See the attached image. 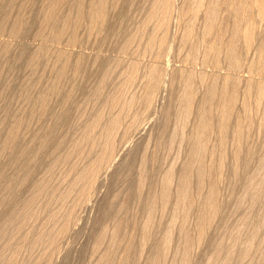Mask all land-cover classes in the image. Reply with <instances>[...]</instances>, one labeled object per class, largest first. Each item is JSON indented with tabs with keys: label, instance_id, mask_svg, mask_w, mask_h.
I'll return each instance as SVG.
<instances>
[{
	"label": "bare ground",
	"instance_id": "bare-ground-1",
	"mask_svg": "<svg viewBox=\"0 0 264 264\" xmlns=\"http://www.w3.org/2000/svg\"><path fill=\"white\" fill-rule=\"evenodd\" d=\"M1 2H2V9H4L3 7H5V10L3 11H1L2 13V15L0 16L1 18H0V35L1 34H6V36L8 35V36H10V38H12L11 40L13 41V40H15V41H17L16 39H19V38H21L24 34L26 35V31L29 29V31L31 30V28L32 27H30L29 26V20L27 19L29 16H30V13H31V8H32V6H33V2H34V0H26L24 3H22L21 1V3H20V5H18V9L16 10V8H17V4H19L18 3V1L19 0H3L4 1V3H3V1L2 0H0ZM37 1V3H38V0H36ZM35 1V2H36ZM136 1V0H135ZM143 0H141V2H142ZM149 0H147V2H148ZM177 1V0H176ZM34 2V3H35ZM43 2V8H42V10H41V12H40V14H41V16H40V18L38 19L37 17H35V16H37L38 14H39V12H38V14L37 15H35L34 16V14H36L37 12H32L33 13V16H34V18H37L38 19V21L40 20V22H38L37 21V19L35 20L36 21V23L38 22V23H40V24H37L38 26H39V29H37L38 28V26L36 27V25L35 24H33V23H35V21H34V19L32 18V24H33V26H35V27H33L35 30L37 29L38 30V33H37V37L35 36V38H38V37H41L45 42H43V43H45V44H47V43H51L53 46L54 45H58L57 47H61V46H59L60 44H62V41L65 39V38H67L68 39V41H66L67 42V44H69L70 46H72V48L70 49V47H68L67 45H65V46H67L69 49H66L65 51L64 50H61V48H60V50H59V48L55 51L54 50V48H53V50H54V52H53V50L51 51V52H53V53H51V55H50V47L52 48L53 46L50 44V47L47 49V47H38V48H35V50L36 49H39V50H37L36 52L35 51H29V52H34V54L32 53L31 54V57H30V55L28 56V51L26 52L27 53V55L25 56V57H30V60H29V58H22V59H24L25 60V62H26V60L28 59V61H27V63L25 64V65H27V70H28V73H30L31 71L30 70H32V67H34V68H36V70H38L37 68H38V66H36L38 63L37 62H39L38 61V59L40 60V65L41 66H39V68L40 67H44V71L45 72H43V70L41 71V73L43 74V76L45 77H42V76H40L41 78V80L42 81H45L43 84H41L40 82H42L39 78H38V80H37V76L39 77V75H41V73L39 72V75H37V73H38V71H40V70H38V71H36V72H34L35 71V69H33L32 70V72L31 73H36V77L34 76V74H29V75H27L28 77H26V75L24 76L27 80H26V82L28 83H23L22 85L24 86L25 84H27V85H25L24 87H23V91L26 89V91H24V93L25 92H27V91H29L30 92V90H28V88H26V87H28V86H30L29 84H31L32 86L33 85H36V87L37 86H41L42 87V85H43V87L45 86V87H47L48 88V86H46V84L48 83V82H50L51 83V81H49L48 80V78L50 79V78H55L52 82H54V83H51L50 84V88H45L44 90H46L48 93L46 94V91H45V94H43L44 93V91H40V88L39 87H37V88H39V90L36 88L35 89V91L34 92H36L37 90V94H36V96L35 97H33L32 96V98H36V97H39L38 96V94L40 93V97H39V100H38V98H36L38 101H36V99H34V100H32V98L30 97V93H28L29 94V96H28V94L27 93H25L27 96L26 97H28V99L30 100H28L29 102H30V104L34 107V105H35V103L37 104L38 103V105H37V110L35 109L36 108V106H35V108L33 109V110H29L30 112H28V111H25V112H27V113H29L30 114V117L31 116H33V117H36V119H37V122H39L40 124V128L38 127V128H36L38 131H36V132H34L35 130H32L33 131V133H32V131L29 129V127H23L24 125L25 126H30L31 127V129L36 125L35 123V125H26V123L28 122V121H26L25 120V117H26V115H25V117L23 116L25 113H24V111L22 112V113H24L23 115H22V117L24 118L23 120L24 121H26V123L22 120V117H14L13 118V121L14 120H16L15 122H12V119H11V125L9 124L7 127L6 126H3L5 129L7 128V130H5V135H1V139H0V237H3V236H5V235H7L6 234V229L7 228H9L8 226H9V224H11L12 222H14L15 223V221H17V220H19V222H21V224L22 225H24L23 223L25 222H27L28 223V221L30 220V222H35L38 218H36V217H38L37 215H36V212H38L39 213V211H37V208H35L34 209V207H37V205L39 204V203H41V198H42V196H46L48 193L49 194H51V197H53V196H55V198L53 197V200H55V205L57 204L56 202H58L57 200L59 199V197H60V199H62V200H66L67 199V197L71 194V192H73L74 193V191L75 190H78L79 191V193H80V195H81V198L82 199H84V200H88V198H90V194H94V185H95V183H97L96 181H97V179L98 180H100V178H101V176H103L104 174L103 173H105V172H103L105 169H107L109 166H111L112 164H113V162H114V160H115V156L116 155H118L117 153H118V151H117V153H116V149H118V148H116V142H118L117 141V138H118V133H119V135H120V132L122 131H120V129H122L121 127H123V125H122V123H125L126 121H124V122H122V120H124V118H122V116H123V114L124 115H126L128 112H130V110H134V108H132L135 104H138V103H136L137 101H139V102H141L140 104L141 105H144V106H140V107H145V108H143V110L144 109H147V110H149L150 109V111L152 112V108L151 107H154L153 105H154V103H153V101H154V99H157V97H158V95L156 96V94L159 92V90H161V88H160V86H162V82L163 81H165V78L167 77L166 76V74H165V77H164V71L167 69H165V70H162V68H159L158 66H154L153 64L152 65H150V67H148V66H146L147 68H148V70L146 69V71H147V75H146V77H145V75L144 74H141V75H144V76H141L140 75V77L141 78H143V80H146L147 82H146V86H145V90H144V93L142 94V96H137V97H135V95H132V96H134L135 98H131V100H130V97H126V98H123V97H125L124 95H125V93H126V91L129 93V91H128V89L130 90V88H131V90H132V88H133V86H136V83H138V82H136L137 81V79L139 80V74L140 73H143L145 70H144V68H146V67H143L141 64H139V61H137L136 63H134V62H129L130 63V66H129V71H127L128 73L125 75V77H124V75H123V78L122 79H124L123 80V82H121L120 81V79L118 80V78H117V80L118 81H120L121 83L119 84V82L117 83L116 81V83H115V85H118L119 84V88H117V87H114V86H112V84L114 83V82H112V83H109L110 81H108V79L111 77V74L113 75V77H115V76H117L118 75V73L116 72V74L114 75V71H115V69H116V67H120L121 65H120V62H118V60L120 61V59H118V60H116L115 61V65H113L112 64V66L110 67V65H109V63L110 62H107V61H105V59H107L108 60V58L107 57H105V59L103 60L102 59V57L100 58V53H102V52H100L101 51V49L103 48H98V47H100V44L97 46L96 45V47H97V49H99L100 51H99V56L98 57H95L94 58V63L92 62V57H87L89 60H87V58L84 56V54H86V53H84L83 52V54L82 55H80V53H78V51H77V53L78 54H75V55H78V56H74V49H76L79 45H81L82 47H83V44H84V46H85V44H88V42L86 43V42H84L83 41V39H80V37L81 38H83V36L82 35H85V34H83V33H85L86 32V30H84L83 32H82V35L81 36H79V34H81L80 33V30H82V29H84L85 28V26H86V29H87V34L89 35H87L86 34V36L85 37H87L88 36V38L89 39H91L90 37H92V35L94 34L95 36V42H94V44L98 41V36L100 37V39H99V41L97 42V44L98 43H100V41H102L103 39L104 40H107V38H108V36L109 35H114L115 37H116V35H118L120 32H118L119 30L120 31H122L121 29L125 26V31L124 32H126L127 30L126 29H128V28H126V24H125V22H126V19L124 18H122V17H125V16H122V17H120V18H122V20H123V22H124V25H123V22H122V20L119 18V16L120 15H124V10L123 9H125V8H128L129 6H131L130 4H133V2H134V0H43L42 1ZM137 2V1H136ZM136 2H134V3H136ZM138 2H140V0L138 1ZM145 2H146V0H145ZM180 2V1H179ZM178 3V2H177ZM176 3V4H177ZM144 4V3H143ZM184 4V3H183ZM186 4V6H184ZM185 4L183 5V7L182 6H180L179 7V9L182 7V9H181V11H180V13H179V17H181L182 19L181 20H184L185 22H187L186 20L188 19L189 20V23L190 24H188V22H187V27L186 28H184V30H185V35H183L182 37H183V39H182V41H181V43L183 42V45L184 46H186L187 47V52L188 51H190V53H189V55L187 54L184 58L185 59H187L186 61L188 62H191V63H195V61L197 60L196 58H197V55H199L200 56V54L197 52L198 51V45H200V44H202L203 45V47L204 48H202V46L199 48V49H204V56H205V58H206V61L205 62H209V63H212L214 66L213 67H217V65H218V62L220 63V60H221V56L222 55H224L225 56V58H226V61L228 60V64H229V66H228V68H229V70L231 71H233V70H235V72L237 71V70H239V72H241V71H243V69L245 70V68H242V66L243 67H245L244 65H246V63L245 64H243L244 62H245V60L243 59V54H244V52H243V54H241V49H240V42H241V44H243V48L242 49H244V48H246L248 51H250L249 49L250 48H252V49H256L255 51H257V53L255 52V54H254V60L252 59L249 63H250V65L248 66V65H246L247 67L246 68H248V69H246L247 71L248 70H250V74H252L251 76H250V78H247V80H246V82H245V80H241V78H239V77H236V78H234V77H232L231 75H226L225 77H223L222 79H221V75L219 74V78H218V75L216 76V74L215 75H213L212 76V74L210 75V76H212V81L210 80V81H208V82H210V84H208V88H206V94H205V92H204V94H205V96H203L202 97V100H201V104L200 105H198L199 107H198V109H197V114H198V117H196V115H195V117L196 118H198L196 121V125L193 127V129H191V127H190V131L192 132L191 134H192V136H191V134H190V136H191V139H190V137H189V141L191 142H189L190 143V147H191V149H189L190 151V153L188 154V159L185 161V164L183 165V167H182V169H181V171H177L178 173H180L181 172V174L180 175H178L179 176V179H180V181L178 180V182H179V184L178 183H176V184H178V187H175L176 189H178L177 191L178 192H176V194H175V192L172 190V183L174 182L173 181V179L175 178V177H173V175H175V174H173L174 173V170H175V168H174V170L172 169V168H169L168 170H166L164 173H163V180H162V183H161V189L159 188L158 189V184H157V182H156V184H157V188H155L154 190H152L153 188L151 187V191H150V193H149V197H148V203H147V206H146V209H144V210H147L146 211V214H147V217H146V222H144V225H143V229H142V237H141V241H140V245H141V247H142V250H143V248H145V247H147L148 245L147 244H149L151 241H152V239L151 238H153L154 239V237H152V233H153V230H154V224H155V221L157 220L158 222L160 221V219L158 220V219H155V221H154V218H155V214L157 215V213H158V211L161 209V210H163L161 213H163L165 210H167V208L170 206V204L172 205V202H173V205H174V211L171 209V212L173 211L174 212V214H173V218H171L172 219V221H171V225H170V227H168L169 229H167L168 231H166L165 229V231H166V233L167 234H165V237H163V236H161V235H159V234H161V232H162V230L160 229V228H162L161 226H158L159 227V229L161 230V232L159 233V234H157V235H159L160 237H163L165 240L163 241V243H161V244H163V246H161L160 245V247H158V251L156 252V254H155V256H154V258H153V260L151 261V263L150 264H163V262H164V260H165V258H166V255L168 254L167 252H168V248L170 247V244H171V239H172V237H171V235H173V234H170V233H172L171 232V230H172V228L174 227V226H176V225H178L177 223L178 222H180V227H181V230H182V232H180V233H182V236L180 237V238H182V246L180 247V249L178 250V254L177 253H175L176 255H178V260H177V262L176 263H174V264H192V259L193 258H191L192 256L191 255H193L192 254V252H193V249L194 248H196V247H198L199 246V248H200V246H202V244L204 243V241H207V240H205V239H207L206 237L208 236L207 235V233H210L209 232V230H210V228H211V226H213L214 224H215V220L217 219V217L219 216H221V214L225 211V210H223V208L224 207H222L223 205H222V203H220V201L221 202H223L224 203V201L223 200H219V197H220V193L219 192H221L222 193V191H220V180L224 177L222 174H223V171H225L226 169H224L225 167H224V165H225V160H226V158L225 157H227L226 155H228L227 154V152L225 151L226 149H227V142H228V136H229V134L232 132L234 135H232V136H234V137H232V139H234V141H235V150H233V151H235V152H233V155H234V157L235 158H233L234 160H232V161H234V162H232V164H233V166H234V164L235 165H237L235 168L234 167H232V168H234V170L231 168V166L229 167V169H232L231 171H233L232 173L234 174V178H237V173H238V169L241 167V166H243L242 168L244 169H246V171L248 170V169H250V166H249V168L247 167V161H252V160H248V159H250L252 156H253V154H255L256 152H254L253 153V150L254 151H256V148L255 147H253L252 145H251V148H249V146H248V148H247V151L248 152H246L245 151V153L246 154H248L246 157H245V155L246 154H243L244 153V148L246 149V147L247 146H245L244 147V141L245 140H248V139H245V136H249L248 134H250V132H248V130L250 129V128H252V126H254V123H253V121H252V110L250 109V107H249V104L251 103L250 101V97H252L253 95H254V98H255V96H256V98H255V101H256V106H257V108L258 107H260V106H262L261 104H263V108H262V111H258V109H257V111H256V113H258L259 115H260V113L259 112H261L262 113V120L261 119H259V120H261L260 121V123H258V124H260V127H258V129H260V131H264V38H263V36H264V34L263 33H261V34H263V35H261V38H259V41L257 40L258 39V36H259V34H260V31H261V29H258L257 27H256V23H259L262 19H263V17H264V0H186V2H185ZM1 5V4H0ZM42 5V4H41ZM126 5H129V6H126ZM138 4L136 3L135 4V6L133 7L134 9H135V7H141L140 9L138 8V9H136V10H141V9H143L142 7L144 6V5H142V4H140V6H137ZM148 5V7L145 5L144 6V9L143 10H146L145 8H147L148 10H147V12H146V14H147V17H146V20H144L145 22H144V24L143 23H141V27H142V29H144L145 27H147L149 24L150 25H152L151 23H153L154 24V31L155 32H153V34H152V36H150L149 37V39H148V37L146 38V37H144L145 39H147V47H145L146 49H144V48H141V49H144V53H145V50H147V52L150 50V51H152L151 49H154L155 51H154V53L155 52H163V51H165V50H167L166 48H168L167 46V41H168V37H171V36H168V34L170 35V32L168 33V30H170L169 29V24H170V21H172L173 19V17L171 18V16H172V14H173V12L175 13V10L176 9H174L175 8V0H150V2L147 4ZM182 5V4H181ZM126 6V7H125ZM179 6V5H178ZM29 7H31V8H29ZM34 7V6H33ZM72 7V8H71ZM131 7V8H132ZM27 8H29V9H31V10H28L29 11V15L27 16L26 15V13L28 14V12L26 11V13H25V10L27 9ZM67 8V9H66ZM130 7H129V9H131ZM222 9H225L226 11H227V14H229V16H230V18L232 19V31H230L231 32V36H230V38H228V39H226L225 38V36H224V34H225V31L227 30H225V27L226 26H224V24L225 23H220V21L218 22V19L220 18V11H222ZM34 10H36V9H34ZM135 10V11H136ZM142 10V11H143ZM178 10V9H177ZM176 10V11H177ZM17 12V14H15L16 16L14 17V14H13V12ZM132 11V10H131ZM130 11V12H131ZM4 12V13H3ZM113 12H114V14H118V16L117 15H113ZM134 12V11H133ZM178 12V11H177ZM176 12V13H177ZM31 13V14H32ZM112 13V14H111ZM141 13H145V11L144 12H141ZM13 14V15H12ZM111 14V15H110ZM127 14H128V12H127ZM132 14V13H131ZM130 14V15H131ZM137 14H138V12H137ZM136 14V15H137ZM140 14V13H139ZM146 14H144L145 16H146ZM125 15H126V13H125ZM129 15V14H128ZM129 15V16H130ZM135 15V16H136ZM144 15H142V16H144ZM200 15H204V17H205V24H204V29H203V37H201V39L202 40H200L201 42H198V44L196 43L197 42V38L194 40V33H195V29H194V25H196L195 23H196V21L195 20H197V18L200 16ZM27 16V17H26ZM32 16V15H31ZM38 16V17H39ZM110 16H117L116 18H117V20H115V19H113V18H115V17H113L112 19V21H118V22H120L121 24H118V22H112L111 21V17ZM129 16H128V18H129ZM137 16H139V15H137ZM119 18V19H118ZM127 18V19H128ZM132 18H133V16H132ZM143 18V17H142ZM141 18V19H142ZM262 18V19H261ZM130 19V18H129ZM128 19V20H129ZM136 19V18H135ZM171 19V20H170ZM204 19V18H203ZM258 19H261L260 21H258ZM121 20V21H120ZM127 20V27L128 26H130L131 24H129L128 22H130V21H128ZM131 20V19H130ZM31 21V20H30ZM136 21V20H135ZM138 21V20H137ZM136 21V22H137ZM140 21V20H139ZM191 21V22H190ZM198 22V21H197ZM202 22H203V20H202ZM131 23V22H130ZM135 23V22H134ZM117 24V25H116ZM133 24V23H132ZM138 24H139V22H138ZM137 24V25H138ZM181 24V23H180ZM184 24V23H183ZM199 24H201V23H199ZM260 24V23H259ZM118 25H122L118 30H117V28L119 27ZM134 25V24H133ZM263 25V24H262ZM118 26V27H117ZM171 26H172V24H171ZM182 26V25H181ZM183 26H186V25H183ZM198 26V25H197ZM264 26V25H263ZM141 27H139V28H141ZM150 27V26H149ZM202 27V26H201ZM138 27H137V30H141V29H139ZM260 28V27H259ZM262 28V27H261ZM130 29V28H129ZM132 29V28H131ZM136 29V28H135ZM147 29H148V27H147ZM202 29V28H201ZM230 29V28H229ZM257 29H258V31H257ZM264 29V28H263ZM33 30V29H32ZM31 30V31H32ZM34 30V31H35ZM36 30V31H37ZM133 30V29H132ZM137 30H136V32H137ZM152 30V31H153ZM135 31V30H134ZM139 31L137 32V34L139 33ZM148 31V30H147ZM147 31H144V33L145 32H147ZM181 31V30H180ZM149 32V31H148ZM229 32V33H230ZM262 32V31H261ZM122 33V32H121ZM127 33H129V30H128V32H126V34H125V36L126 35H128ZM132 34L131 35H128V36H126V39L124 40V41H121L122 43H124L125 41V44H124V46L122 45L121 47H123V49L122 50H124V51H122L121 50V48H120V52H124V53H126V50H128L127 52L129 53V47H131L132 45V43L137 39V34L135 35V33H133V32H131ZM140 33H142V31H140ZM139 33V34H140ZM159 33V34H158ZM196 33H197V31H196ZM130 34V33H129ZM184 34V33H183ZM200 34V33H199ZM198 34V35H199ZM2 35V36H3ZM98 35V36H97ZM141 35H143V34H140V35H138V40H139V38L141 37L142 38V36ZM146 35H148L147 33H146ZM182 35V34H181ZM197 35V34H196ZM5 36V37H6ZM114 36H110V38H112V37H114ZM124 36V37H125ZM140 36V37H139ZM202 36V35H201ZM93 37V38H94ZM180 37V36H179ZM7 38H9V37H7ZM87 38V39H88ZM110 38H109V40H110ZM141 38H140V42H141ZM143 38V39H144ZM198 38H199V36H198ZM22 39V38H21ZM66 39V40H67ZM85 39V38H84ZM118 39V40H117ZM121 38H119V36H118V38H116L115 40L116 41H119ZM178 39V38H177ZM180 39V40H181ZM261 39V40H260ZM10 40V39H9ZM10 40V41H11ZM24 39H22V41H23ZM92 40V39H91ZM108 40V41H109ZM0 41H2L1 39H0ZM11 41V42H12ZM21 41V40H20ZM42 41V40H41ZM146 41V40H145ZM173 41V40H172ZM196 41V42H195ZM255 41L257 42L258 41V45H257V43H255ZM9 42V41H8ZM7 41H5V43H4V41H2V45L0 44V59H2L3 57H4V59H3V64H4V62H6V63H8V61L13 57L12 55L13 54H15V52H16V50H15V52H13L14 51V49L15 48H17V47H13V44L12 45H10V43H8ZM40 42V41H39ZM64 42V41H63ZM66 42H64V43H66ZM69 42V43H68ZM103 42V41H102ZM105 43H106V41H104ZM103 42V43H104ZM116 43L115 41H114V38H113V40H110V43L111 44H109V42H107L106 44L107 45H110V46H108V47H110V48H103L102 49V51H105L104 49H111V47L114 45V43ZM169 42V41H168ZM42 45H43V43L42 42H40ZM82 43V44H81ZM102 43V45H106L105 43L103 44ZM142 43V42H141ZM179 43H180V41H179ZM179 43H177V44H179ZM254 43L256 44L255 46H257L258 48H255V46H253L254 45ZM21 43H19V45H20ZM44 44V45H45ZM113 44V45H112ZM138 44H139V42H138ZM146 44V43H145ZM77 45V47L76 48H74L73 49V47H75ZM88 45H90V44H88ZM101 45V46H102ZM112 45V46H111ZM119 45V44H118ZM143 46H144V44H142ZM141 45V47H143ZM173 44H171V46H172ZM45 46H47V45H45ZM117 46V43L113 46V48H112V50L113 49H115V48H117L116 47ZM181 47H182V45H180ZM254 48H253V47ZM12 47V48H11ZM21 47H23V46H21ZM20 47V48H21ZM29 47V46H28ZM54 47H56V46H54ZM86 47V46H85ZM89 47V46H88ZM115 47V48H114ZM120 47V46H119ZM133 47H135V43L133 44ZM138 47V46H137ZM136 47V48H137ZM170 47V46H169ZM189 47H190V50H189ZM19 48V47H18ZM27 48V47H26ZM26 48H24L23 49V51L26 49ZM87 48V47H86ZM132 48V47H131ZM130 48V49H131ZM135 48V49H136ZM65 49V48H64ZM72 49H73V51L74 52H72ZM79 49H80V47H79ZM93 49V48H92ZM135 49H133V50H135ZM138 49V48H137ZM149 49V50H148ZM156 49H158V51H156ZM183 49V48H182ZM182 49H179L180 51L182 50ZM245 49V50H246ZM13 50V51H12ZM67 50H71V52L70 51H67ZM84 50V49H83ZM86 50V49H85ZM89 50H91V49H89ZM139 50V49H138ZM170 50V49H169ZM184 50H185V48H184ZM246 50V51H247ZM11 51L13 52V54L11 55L10 53H11ZM18 51H21L20 49L18 50ZM22 51V52H23ZM95 51V50H94ZM179 51V52H180ZM105 52H107V51H105ZM112 52V51H111ZM118 52V51H117ZM171 52V51H170ZM178 52V53H179ZM185 52V51H184ZM187 52H185V53H187ZM18 53V52H17ZM25 53V54H26ZM76 53V52H75ZM110 53V52H109ZM113 53V52H112ZM116 53V52H115ZM135 53V52H134ZM141 53V52H140ZM143 53V54H144ZM151 54L153 53V51L152 52H150ZM150 53H147L146 55H148V54H150ZM198 53V54H197ZM248 53H250V52H248ZM10 54V55H9ZM21 53H19L18 55H19V57L21 56L20 55ZM22 54H24V53H22ZM95 54V53H94ZM102 54H104V53H102ZM127 54V53H126ZM139 54V53H138ZM160 54V53H159ZM162 54H164V53H162ZM202 54V53H201ZM10 57H9V56ZM17 55V54H16ZM33 55V56H32ZM46 55H49L50 57L51 56H53L52 58L53 59H55L54 60V62H53V60H52V68H51V71H50V67L48 66V65H51V63H49L48 61H50L51 60V58L50 57H48V56H46ZM87 55H89V54H87ZM93 55V54H92ZM96 55H97V52H96ZM95 55V56H96ZM129 55V54H128ZM135 55V54H134ZM145 55V54H144ZM153 56H154V54H152ZM165 55V54H164ZM242 55V56H241ZM256 55V56H255ZM9 58H8V57ZM12 56V57H11ZM15 56V55H14ZM46 58H49V60L48 59H46ZM90 56V55H89ZM103 56H105V55H103ZM117 56H118V54H117ZM117 56H116V58H117ZM131 56H133V55H131ZM136 56H137V54H136ZM140 56V55H139ZM156 56V55H155ZM160 56V55H159ZM249 56V55H248ZM8 58V61H7V58ZM18 57V58H19ZM23 57H24V55H23ZM42 57H43V59H42ZM123 57V56H122ZM129 56H127V60L129 59L128 58ZM134 57V56H133ZM144 57V56H143ZM146 57V56H145ZM156 57H158V55L156 56ZM156 57H154V58H156ZM161 57H162V55L160 56V57H158V58H160L161 59ZM203 57V56H202ZM221 57V58H220ZM16 58H17V56H16ZM16 58H14L13 57V59H16ZM104 58V57H103ZM140 58V57H139ZM21 59V60H22ZM166 58H164L163 60H165ZM168 59V58H167ZM175 59V58H174ZM244 60V62H242L243 60ZM4 60H6V61H4ZM20 60V59H19ZM23 60V61H24ZM42 60H43V62H42ZM46 60H48V61H46ZM122 60V59H121ZM162 60V59H161ZM162 60V61H163ZM169 60V59H168ZM181 60V59H180ZM183 60V59H182ZM200 60V59H199ZM198 60V61H199ZM2 60H0V62H1ZM12 61V60H11ZM23 61L21 62V65L23 64ZM89 61H91V63H89L90 65L93 63V65H94V67H95V65L97 64L98 66H108V68H109V70L110 69H112L113 68V66H114V68H113V70L114 71H108V68H107V71H108V73H107V71H103L102 69H100L101 71V73L98 71V69H97V67H96V69H97V71L96 72H99V73H97V74H99V75H95L96 73H95V71L94 70H96L95 68L93 69V67L92 68H90L91 66L89 65V67H88V65L86 66V63L87 62H89ZM109 61V60H108ZM133 61V60H132ZM154 61V60H153ZM203 61H204V59H203ZM13 62V61H12ZM11 62V63H12ZM15 62V61H14ZM24 62V63H25ZM42 62V63H41ZM48 62V63H47ZM51 62V61H50ZM108 64H106V63ZM128 62H126L127 63V66H128ZM152 62V61H151ZM159 62V61H158ZM158 62H157V64L156 65H158ZM161 62V61H160ZM159 62V63H160ZM181 62H183V61H181ZM185 62V61H184ZM204 62V63H205ZM248 62V61H247ZM16 64L18 63L17 61L15 62ZM37 63V64H36ZM47 63V64H46ZM112 63H113V61H112ZM133 63V64H132ZM154 63H156V62H154ZM165 63H167V62H165ZM193 63V64H194ZM10 64V63H9ZM29 64V65H28ZM43 64L45 65L46 64V66H43ZM123 64V63H122ZM132 64V65H131ZM144 64V63H143ZM148 64V63H147ZM150 64V63H149ZM163 64H164V62H163ZM183 64V63H182ZM186 64H189V63H186ZM192 64V65H193ZM226 64V63H225ZM18 65V64H17ZM24 65V64H23ZM126 65V64H125ZM124 64H123V66H125ZM141 65V66H140ZM146 65V64H145ZM206 65V64H205ZM0 66H2V64H0ZM16 66V65H15ZM15 66H13V68L12 69H14L15 68ZM19 66V65H18ZM49 67V70H48V68L46 69L45 67ZM123 66H121V67H123ZM219 66V65H218ZM221 66V65H220ZM5 67V66H4ZM4 67H1V69L3 68L4 70L6 69V68H4ZM23 67V66H22ZM26 67V66H25ZM31 67V69H29V68ZM87 67H88V69L89 70H87ZM120 67V68H121ZM143 67V70H141V68ZM161 67H162V65H161ZM166 67V66H165ZM184 67V66H183ZM187 67V66H186ZM7 68H8V66H7ZM16 68H18V67H16ZM120 68L118 69V70H120ZM240 68L242 69V70H240ZM0 69V70H1ZM71 69V70H70ZM85 69L88 71V74H89V71H90V69H92L91 71H93V73H95V74H89V75H91L92 77H93V75H95L96 77L97 76H100L101 77V75L102 74H104V73H102V71L103 72H106L101 78H100V80H99V82L97 83L96 81H98V79L97 80H95L94 81V84H97V85H95L96 86V88L93 90V95L91 96V94L90 93H88V94H90L89 96H91L90 98H92V103H93V105H91L90 103H86V106H87V110L86 111H84V109H86V107L84 106L85 104V102H87V101H89V98H88V100H84L83 102V105H80V107L81 106H84V107H79L78 105L79 104H81V103H79L77 106L81 109H78V110H76V111H79L80 110V112L81 111H84L83 113L81 112V114H79V115H77L78 117V119H77V121H75L74 123H73V120L70 122V119L72 118V115H73V117L74 116H76V115H74V113H76V111L74 112V111H71L70 109L72 108V106H73V108H74V110L76 109V102L77 101H79V100H77V98H78V96H81L82 94H84V93H82V94H80V95H78V96H76V102H73V99H74V97H75V95L76 94H79V93H76L75 94V92L77 91V89H79L78 87H79V85H80V82H82V80L84 79V78H86L87 77V71H85ZM106 69V68H105ZM128 70V67L127 68H125V70ZM164 69V68H163ZM183 69V68H182ZM216 69V68H215ZM6 70H8L9 71V73L11 72V68H10V70L9 69H6ZM5 70V71H6ZM20 70V69H19ZM18 70V71H19ZM25 70V69H24ZM48 70V71H47ZM69 70H70V72H69ZM117 70V69H116ZM124 69H123V72L125 71ZM140 70V71H139ZM175 70V69H174ZM2 71V70H1ZM1 71H0V73H1ZM5 71H2V73H4ZM49 71L51 72V74L53 75V76H51L50 77V75H47L48 76V78L44 75V73H46V72H48L49 73ZM54 73H53V72ZM72 71H73V74L71 75L70 73H72ZM122 71V70H121ZM143 71V72H142ZM173 71V70H172ZM177 71V70H176ZM194 70H189V72H188V70H185L184 71V69L183 70H180V71H177V72H175L174 71V76H171V81H172V84L170 85V87L171 86H173L174 87V85L175 86H177L178 87V85H176L175 84V82H177V80L179 79V81H180V79H182V82H184L183 83V89H181L182 91V93L181 94H179V98L177 97L176 99H178V101L180 102V109L179 110H177V112L176 113H178L177 115H178V120H176V121H178V123H177V127H176V130H175V133L172 135L173 137H172V141L171 142H176V140L178 139L179 140V138H180V140H179V142H185L184 140L185 139H183V138H185L184 136H185V134H183V132H184V128H185V126H188L187 125V122H189L191 119L189 118V117H192L191 115H193L192 114V111H194L193 110V107H195L197 104H195V99L196 98H198V97H196V95L198 94V92H197V94H196V91L195 90H197V84H203V83H205V80H206V77L207 76H205V74H207V73H205V71H204V75L201 73V75L199 76V74L197 75L195 72H193ZM17 72V71H16ZM21 72H22V69H21ZM69 73V77H67L68 75V73ZM110 72H111V74H110ZM123 72H122V74H123ZM167 71H165V73H166ZM24 73V72H23ZM27 72L25 71V74H26ZM47 73V74H48ZM90 73H92V72H90ZM145 73V72H144ZM169 73V72H168ZM172 73V72H171ZM233 73V72H232ZM87 74V75H86ZM101 74V75H100ZM109 74H110V77H108L109 76ZM146 74V73H145ZM170 74V73H169ZM169 74H167V75H169ZM173 74V73H172ZM243 74H245V72L243 73ZM3 74H1V76H2ZM6 77L8 76V75H6V72H5V74H4ZM3 75V76H4ZM12 75V74H11ZM14 75V74H13ZM23 75V74H22ZM33 75V76H32ZM89 75H88V77H89ZM233 75V74H232ZM255 75H257L259 78H256V76ZM90 76V77H91ZM119 76H120V74H119ZM118 76V77H119ZM122 76V75H121ZM214 76H216V77H214ZM13 77V76H12ZM15 77V76H14ZM13 77V78H14ZM29 77H31V82H32V77H33V79H35V81H39L38 82V85H37V82L35 83V81H34V84H32V83H29L28 81L30 80V78ZM66 77H67V79L69 78V79H71V78H73V79H71L70 80V82L72 81V85L70 86L71 88H67L68 86H63L62 84V81L65 79V80H67L66 79ZM71 77V78H70ZM95 77V78H96ZM144 77L145 78H147V79H144ZM246 77H248V75L246 76ZM2 77H0V79H1ZM24 78V79H25ZM29 78V79H28ZM47 79V80H44V79ZM140 78V79H141ZM163 78H164V80H163ZM240 80H239V79ZM5 79V78H4ZM11 79V78H10ZM15 79V78H14ZM89 79V80H88ZM88 79H85V80H88L89 82V84L91 83L90 82V78H88ZM207 79H210V77L208 76V78ZM1 80H3V79H1ZM9 80V79H8ZM51 80V79H50ZM81 80V81H80ZM142 79H141V83H143L144 81H143ZM169 80V79H168ZM184 80V81H183ZM5 81V80H4ZM15 81V80H14ZM24 81V80H23ZM47 81V82H46ZM80 81V82H79ZM92 81V80H91ZM112 81H113V79H112ZM143 81V82H142ZM245 82L246 84V86L244 87V88H242L243 90H241V88L239 87L241 84V82ZM8 82V81H7ZM11 82V81H10ZM10 82H8V85H10ZM18 82V81H17ZM20 82V81H19ZM68 82H69V80H68ZM77 82H79V84L77 83ZM169 82V81H168ZM181 82V81H180ZM201 82H203V83H201ZM46 83V84H45ZM60 83H62V84H60ZM83 83V86L86 88V87H88L89 86V88H91L93 85H86V84H88L86 81H85V83H84V81L82 82ZM111 84V87L112 88H116L115 90H117V91H115L116 93H114V95L112 94V96H110L111 95V93H107L108 94V96H106L107 98H104L105 97V95L103 96V94H104V92H109L108 90H106L105 91V89L107 88V89H111L110 87H108V85L109 84ZM145 83V82H144ZM164 83V82H163ZM167 83V82H166ZM179 83V82H178ZM14 85V83H11V85ZM41 84V85H40ZM45 84V85H44ZM85 84V85H84ZM108 84V85H107ZM135 84V85H134ZM182 84V83H181ZM180 84V85H181ZM205 84H207V83H205ZM1 85H3L2 87H5L4 85L5 84H1L0 83V87H1ZM7 85V84H6ZM7 85V87H9V88H7V87H5V88H7V93H8V90L11 88V85L10 86H8ZM21 85V84H20ZM22 85H21V87H22ZM48 85H49V83H48ZM63 86V88L65 87V89L68 91L66 94L65 93H62V95H64V96H62V97H60L61 95V89L64 91V89L63 88H61L62 86ZM64 85H69V84H67L66 82H64ZM106 85H107V87H106ZM133 85V86H132ZM164 85V84H163ZM51 86H52V88H51ZM82 86V85H81ZM80 86V88H81V90H84V87H81ZM91 86V87H90ZM137 86H139V85H137ZM166 86V85H165ZM169 86V85H168ZM199 86V85H198ZM15 87H17V85H15ZM42 87V88H43ZM139 87H142V85L140 84V86ZM5 88H1L0 90H1V93H5V91H6V89ZM12 88H13V86H12ZM11 88V89H12ZM18 88V87H17ZM30 89H34V86H33V88H31V87H29ZM41 88V89H42ZM61 88V89H60ZM83 88V89H82ZM89 88L88 89H86V91L84 90V92H91L92 90H90L89 91ZM136 88H138V87H136ZM143 88H144V86H143ZM160 88V89H159ZM199 88V87H198ZM239 88H240V90L242 91H239ZM2 89H4V90H2ZM20 90V96L22 95L23 96V98H24V95L23 94H21V92H22V89L21 88H19ZM93 89V88H92ZM168 89V88H167ZM170 89V88H169ZM171 89H173V88H171ZM180 89V88H179ZM50 92H49V91ZM88 90V91H87ZM137 90V89H136ZM142 90V91H143ZM3 91V92H2ZM11 92L12 91H14V90H10ZM19 91H17V92H19ZM62 91V92H63ZM142 91H141V93H142ZM175 92L177 91V90H174ZM17 92H16V94H17ZM112 92H113V90H112ZM133 91H131V93H132ZM138 92V91H137ZM173 92V91H172ZM240 92H241V94L243 95V97H244V99H243V107H242V109H243V111H242V117L240 116H238L237 117V119L235 120L236 122H234L235 124V126H232V127H234V130H230L231 128H230V122H231V118L233 117V112L235 113V109H236V107H237V105L236 104H238V101H239V99H240ZM135 93V92H134ZM140 93V94H141ZM160 93H162V92H160ZM171 93V92H170ZM177 93H178V91H177ZM42 94V95H41ZM106 94V95H107ZM176 94V93H175ZM240 94V95H239ZM253 94V95H252ZM4 95V94H3ZM3 95H1L2 97H0V98H3ZM6 95V97H8L7 96V94H5ZM35 95V94H34ZM50 95H52V96H54V97H52L53 99H51L49 96ZM60 95V96H59ZM85 95V94H84ZM174 95V94H173ZM199 95V94H198ZM55 96L56 97H58V98H61L60 100H59V102H60V107H59V105H57L56 104V106H58V109L57 110H59V108H60V110L59 111H57L56 112V110L54 111V110H52L51 111V109L53 108V107H50V101L51 102H57L58 100H54L55 99ZM88 96V95H87ZM127 96V95H126ZM156 96V97H155ZM171 96V95H170ZM175 96H177V94L175 95ZM25 97V98H26ZM140 97V98H139ZM239 97V98H238ZM242 97V96H241ZM10 98V97H9ZM21 98V97H20ZM19 98V99H20ZM106 100H104V99ZM110 98V99H109ZM127 98L129 99V100H127ZM138 98V99H137ZM160 98V97H159ZM171 98H172V96H171ZM27 99V98H26ZM25 99V100H26ZM104 100V102H102L103 100ZM126 101H125V100ZM175 99V98H174ZM172 100V101H175V100ZM3 100V102L5 103V101H6V99H5V97H4V99H1L0 101H2ZM8 100V99H7ZM23 100V99H22ZM124 100V101H123ZM34 102V101H36L35 103H32V102ZM93 101H95V102H97L98 103V101H99V103H98V105H102V103H103V106H105V105H108V106H110V108L112 107V109L113 108H115V111H116V113L114 112V114H112V112H111V114H108V110H109V113H110V110H112V109H108V108H105V110H107L106 112H105V110H104V108L103 107H101L102 109H100V113L98 114V111H95V113L94 114H91L92 113V109H93V106L95 107V106H97L96 104L97 103H94ZM7 102V101H6ZM10 102V101H9ZM29 102H26V103H28V105H29ZM101 102V103H100ZM154 102H156V100L154 101ZM175 102H177V101H175ZM198 102V101H197ZM241 102V103H242ZM8 103V102H7ZM6 103V104H7ZM73 103V104H72ZM174 103V102H173ZM200 103V102H199ZM198 103V104H199ZM9 104V103H8ZM34 104V105H33ZM75 104V105H74ZM88 104V105H87ZM139 104V105H140ZM169 104V103H168ZM170 104H171V106H172V103L170 102ZM169 104V105H170ZM177 104H179V103H177ZM194 104H195V106H194ZM254 104V103H253ZM31 105H30V107H31ZM72 105V106H71ZM89 105H91V106H89ZM168 105V106H169ZM174 105V104H173ZM254 105V106H255ZM2 106V105H1ZM11 106V105H10ZM53 106H55V104L53 105ZM170 106V107H171ZM175 106H176V103H175ZM179 106V105H178ZM178 106H176V107H178ZM8 107V106H7ZM136 107V106H135ZM57 107H55L54 109H56ZM72 108V109H73ZM82 108H84L83 110H82ZM89 108H92L91 109V112H89L88 113V111H89ZM96 108V107H95ZM141 108V109H142ZM172 108H173V106H172ZM12 109V108H11ZM117 109H119V111L117 110ZM136 109H138L137 107H136ZM154 109V108H153ZM164 109V108H163ZM178 109V108H177ZM15 110V109H14ZM132 110V111H133ZM176 110V109H175ZM238 110V109H237ZM251 110V111H250ZM21 111V110H20ZM94 111V110H93ZM102 111H103V113H102ZM113 111V110H112ZM145 111V110H144ZM149 111V112H150ZM165 111V110H164ZM169 111H171L170 110V108L168 107L167 108V110H166V114L165 115H169ZM173 111H174V109H173ZM239 111V110H238ZM2 112V111H1ZM3 112H5V111H3ZM6 112H8V109H7V111ZM74 112V113H73ZM97 112V113H96ZM134 112V111H133ZM148 112V113H149ZM251 112V113H250ZM9 113V115H10V112H8ZM8 113H7V116H8V118H10L9 117V115H8ZM12 113V115L13 114H15V112H11ZM21 113V114H22ZM71 113H73V114H71ZM85 113L87 114L88 113V115H89V118L90 119H88V120H86L87 119V116L85 115ZM126 113V114H125ZM139 113V112H138ZM144 113V112H143ZM238 113V112H237ZM236 113V114H237ZM17 114V113H16ZM96 114V115H95ZM104 114H107L106 115V117L108 116H110L109 118L107 117H105L104 116ZM129 114V113H128ZM135 114H137V113H135ZM140 114H142V111L140 112ZM145 114H147V113H145ZM144 114V115H145ZM151 114V113H150ZM196 114V113H195ZM254 114H255V112H254ZM258 114H256V115H258ZM2 115H4L5 116V114L3 113ZM11 115V116H12ZM95 115V116H94ZM139 115V114H138ZM149 115V114H148ZM241 115V114H240ZM255 115V117H257ZM3 116V117H4ZM70 116V117H69ZM93 116V117H92ZM152 116V115H151ZM170 116V115H169ZM173 116V115H172ZM234 116H237V115H234ZM254 116V115H253ZM0 117H1V115H0ZM92 117V118H91ZM127 117H128V119L131 117H129V115H127ZM133 117H135V115L133 116ZM137 118H132V119H129L131 122H130V124L126 127V129H123V130H125V132H124V137H123V141L126 139H128V137H129V134L131 135L132 133H131V131L132 132H135L136 130H135V128L136 127H138L139 125L141 126V122H143L144 120H143V118H142V121L139 123V116H136ZM142 117V116H141ZM146 117V116H145ZM149 117V116H148ZM177 117V116H176ZM252 117V118H251ZM255 117L253 118V119H255ZM2 118V117H1ZM1 118H0V131H1V129L2 130H4L3 129V127H2V125H7V123L5 122V121H10V120H7V118L6 117H4L5 118V120L3 121V120H1ZM16 118V119H15ZM19 118H21V119H19ZM75 119L74 120H76V117H74ZM86 118V119H85ZM164 118H165V116H164ZM167 118H168V116H167ZM166 118V119H167ZM189 118V119H188ZM234 118V117H233ZM261 118V117H260ZM3 119V118H2ZM19 119V120H18ZM73 119V118H72ZM107 119V120H106ZM126 119V118H125ZM145 120H148V119H146V118H144ZM169 119H171V117L169 118ZM173 119V118H172ZM177 119V118H176ZM195 119V118H194ZM165 120V119H164ZM174 120V119H173ZM189 120V121H188ZM36 121V120H35ZM29 122H31V121H29ZM28 122V123H29ZM128 122V121H127ZM163 122V121H162ZM164 122H166V121H164ZM170 122V121H169ZM256 122V121H255ZM259 122V121H258ZM3 123H5V124H3ZM8 123H10V122H8ZM139 123V124H138ZM144 123V122H143ZM161 123V122H160ZM165 124V123H164ZM168 124V123H167ZM167 124H166V126H167ZM186 124V125H185ZM126 125V124H125ZM138 125V126H137ZM2 127V128H1ZM65 127H67V128H65ZM125 127V126H124ZM123 127V128H124ZM143 127V126H142ZM141 127V128H142ZM165 127V126H164ZM164 127H162L163 129H167L166 127L164 128ZM168 127H170V126H168ZM25 128V129H24ZM65 128V132H67V133H63L62 134V129H64ZM75 128V129H74ZM139 128V127H138ZM138 128H136L137 129V131L139 132V130H141V129H139L138 130ZM156 128H157V126H156ZM254 128V127H253ZM252 128V129H253ZM66 129L68 130V131H66ZM71 129V130H70ZM74 129V130H73ZM187 129V128H186ZM233 129V128H232ZM263 129V130H262ZM24 130H30L29 132H26L25 131V133H24ZM73 130V132L76 134H74V133H71L70 134V132ZM159 130V129H158ZM162 130V129H161ZM257 130V129H256ZM76 131V132H75ZM120 131V132H119ZM136 131V132H137ZM166 131H169L168 129L166 130ZM215 131H216V133H215ZM251 131V130H250ZM254 131V130H253ZM2 132V131H1ZM4 132V131H3ZM61 132V133H60ZM135 132V133H136ZM170 132V131H169ZM247 132H248V134H247ZM259 132V131H258ZM26 133H27V135H26ZM29 133H32L31 135L29 134ZM152 133H153V131H152ZM155 133V132H154ZM161 133H163V131H161ZM160 133V134H161ZM184 133H187V132H184ZM213 133H215V134H217V142H218V147H216L215 145H213V146H215L216 147V150H218V152L219 153H213V152H210V154L209 155H211L212 153V156L209 158V159H206L207 157V154H208V152L209 151H211V148L209 149V141H210V138H213L212 137V134ZM229 133V134H228ZM251 133H252V131H251ZM260 133H262V132H260ZM259 133V134H260ZM68 134H70L71 135V138H72V136H73V138L75 137V139H70V138H68ZM73 134V135H72ZM247 134V135H246ZM254 134H255V132H254ZM258 134V135H259ZM25 135V136H24ZM29 135H30V137H29ZM75 135V136H74ZM132 135H134V134H132ZM140 135V134H139ZM165 135H166V133H165ZM169 135V134H168ZM261 135V134H260ZM2 136H4V138H2ZM160 136V135H159ZM189 136V135H188ZM214 136V135H213ZM121 137V138H122ZM131 137V136H130ZM134 137V136H133ZM151 137H152V135H151ZM161 137V136H160ZM169 137H170V135H169ZM259 137V136H258ZM155 138V137H154ZM162 139L164 138V137H161ZM215 138H216V136H215ZM262 138V137H261ZM67 139H69V140H67ZM162 139H161V141H162ZM259 139V138H258ZM119 140V139H118ZM121 140V141H122ZM168 140H170V139H168ZM177 140V141H178ZM263 140V139H262ZM132 141V140H131ZM134 141V140H133ZM143 141V140H142ZM149 141V140H148ZM147 141V142H148ZM159 141H160V139H159ZM230 141V140H229ZM234 141H233V144H234ZM69 142H70V144H69ZM120 142V141H119ZM128 142V141H127ZM149 142H151V141H149ZM148 142V143H149ZM164 142V141H163ZM216 142V141H215ZM122 143V142H121ZM124 143V142H123ZM126 143V142H125ZM130 143V142H129ZM167 143H168V141H167ZM229 143V142H228ZM249 143V142H248ZM69 146H68V145ZM127 144V143H126ZM134 144V143H133ZM173 144H175V143H173ZM215 144V143H214ZM253 144V143H252ZM68 147H67V146ZM121 145V144H120ZM123 145V144H122ZM147 145V144H146ZM149 145V144H148ZM158 145H165V144H161V143H158ZM179 145V144H178ZM181 145V144H180ZM217 145V144H216ZM65 146H66V148H65ZM117 146H118V143H117ZM125 146V145H124ZM137 146H139V145H137ZM211 146V145H210ZM226 146V147H225ZM256 146V145H255ZM263 146V145H262ZM151 147V146H150ZM159 147H161V146H158V149H159ZM165 147V146H164ZM189 147V146H188ZM244 147V148H243ZM257 147H261L260 145H257ZM65 148V149H64ZM140 148V147H139ZM145 148H148V147H145ZM226 148V149H225ZM232 148H233V145H232ZM161 149H162V147H161ZM165 149V148H164ZM258 149V148H257ZM139 150V149H138ZM212 150H214V152H215V148H213L212 147ZM262 150V149H261ZM263 150H264V148H263ZM151 151V150H150ZM178 151V150H177ZM243 151V152H242ZM258 151V150H257ZM133 152V151H132ZM138 152V151H137ZM143 152V151H142ZM149 152V151H148ZM164 152V151H163ZM169 152V151H168ZM181 152V151H180ZM229 152V151H228ZM134 153H135V151H134ZM139 153V152H138ZM144 155H142L143 157H141L142 158V161H140V162H142L141 163V165H139V166H141V170H140V172L138 173L137 172V174H139V180H138V185H137V190H136V193H135V195H137V199L139 200V197H142V198H140V200L141 199H143V196H141L142 195V193L145 191V190H143V189H145V185L146 186H148L147 184H145L146 183V178H147V175L148 174H146V168L148 167L147 165H149L147 162H146V151H144ZM171 153V152H170ZM230 153H232V152H230ZM253 153V154H252ZM116 154V155H115ZM181 154V153H180ZM180 154H178V155H180ZM184 154H186V153H184ZM215 154V155H214ZM258 154V153H257ZM257 154H255L256 156V158L258 157V155ZM177 155V154H176ZM208 155V156H209ZM217 155V156H216ZM243 155H244V157H243ZM131 156V155H130ZM135 156V155H134ZM153 156V155H152ZM215 156V157H214ZM230 156V155H229ZM232 156V155H231ZM250 156V157H249ZM148 157H150V156H148ZM165 157V156H164ZM180 157V156H179ZM247 157H249V158H247ZM158 158V157H157ZM230 158H232V157H230ZM227 159V160H230L231 161V159ZM246 159L247 158V161H245V160H243V159ZM259 158V157H258ZM261 158V157H260ZM260 158H259V163H260V167L262 168L261 170H260V172L262 171V173H260L259 171V173L256 171V174H254V177L252 178L251 176H246L247 178H244V179H247V181L246 180H244L245 182H247V184H245V186L244 187H247V194L249 195V196H251V192H252V196H251V198L250 199H253V201L251 202V200L249 201L252 205H253V203H254V201H255V203H256V201H258L259 199H260V196L263 194L264 195V157L263 158H261V160H260ZM45 159H46V161L47 162H45V164H47V163H49V165L47 166L46 165V167H44V166H41L40 164H41V162L44 160L45 161ZM155 159V158H154ZM164 159V158H163ZM180 159V158H179ZM185 159V158H184ZM251 159H254V157L253 158H251ZM178 160V159H177ZM241 160L242 161H245L243 164H240V162H241ZM159 160H157V162H158ZM162 161V160H161ZM175 161H176V158H175ZM230 161H229V164H231L230 163ZM156 162V161H155ZM165 162H167V161H165ZM227 162V161H226ZM137 163V162H136ZM159 163V162H158ZM164 163V162H163ZM228 163V162H227ZM227 163H226V165H227ZM255 163V162H254ZM139 164V163H138ZM167 164V163H166ZM175 164V163H174ZM245 164H246V167L248 168H246V167H244L245 166ZM250 164V163H249ZM248 164V165H249ZM252 164V163H251ZM250 164V165H251ZM65 166L66 165V168H67V165H70L68 168H69V171H67V170H65V171H67V175L68 176H72V178L70 179L69 177L67 178L66 176H65V173H64V175L62 174V176L63 177H66L67 179H68V182H69V184H70V182H71V184H70V187H69V184H67V186L69 187V189H68V191H67V193H63V195H61V193H59L58 191H57V187H56V190H54L55 189V187L53 188V190L52 191H50L51 190V188H52V186H50V185H53V184H51V182H50V180L52 181V178L53 177H51V176H53V173H59V171H60V169H59V171L57 170L58 169V167H60V166ZM81 165V166H80ZM152 165H153V163H152ZM40 167L41 166V168H44V170L43 171H46V172H44L45 174L43 175L44 176V178L42 177V173H41V179H36V180H33V178H34V175L36 174V176H37V174L38 173H40V171H36L37 173H35V169L37 168V167ZM62 166V167H63ZM173 166V165H172ZM256 166V165H255ZM49 167V168H48ZM62 167H60L61 168V170H62ZM114 167V166H113ZM151 167V166H150ZM167 167V166H166ZM227 167V166H226ZM39 169V170H42V169ZM45 168H46V170H45ZM65 168V169H66ZM110 168V167H109ZM112 168V167H111ZM116 168V167H115ZM163 168V167H162ZM37 169V170H38ZM64 169V168H63ZM125 169V168H124ZM134 169V168H133ZM242 169V170H243ZM244 169V170H245ZM13 170V171H12ZM57 172H56V171ZM108 170V169H107ZM121 170V169H120ZM120 170H119V172H120ZM138 170V169H137ZM148 170V169H147ZM159 170H161V167L159 168ZM163 170V169H162ZM165 170V169H164ZM118 171V170H117ZM150 171V170H149ZM156 171V170H155ZM227 171H229L228 170V168H227ZM243 171V172H245L246 174H247V172L249 171ZM252 172H253V170H251ZM250 171V172H251ZM11 172H13L12 174H11ZM62 172H64V171H62ZM61 172V173H62ZM103 172V173H102ZM108 172V171H107ZM154 172V171H153ZM152 172V173H153ZM251 172V173H252ZM155 173V172H154ZM175 173H176V171H175ZM228 173V172H227ZM230 173V172H229ZM228 173V174H229ZM250 173V174H251ZM72 174V175H71ZM100 174H101V176H100ZM103 174V175H102ZM239 174H240V170H239ZM55 175V174H54ZM117 176L119 175V174H116ZM121 175V174H120ZM125 175V174H124ZM150 175V174H149ZM156 175V174H155ZM154 175V176H155ZM159 175H162L161 173L159 174ZM177 175V174H176ZM193 175L195 176V178L193 177ZM227 175V174H226ZM248 175V174H247ZM256 175V176H255ZM57 176V175H56ZM56 176H54L55 178H56ZM60 176H61V174H60ZM59 176V177H60ZM99 176H100V178H99ZM134 176V175H133ZM223 176V177H222ZM229 176H232V175H230L229 174ZM229 176H228V179H230L229 178ZM245 176V175H244ZM243 175H242V177H244ZM37 177H39V176H37ZM50 177H51V179H50ZM58 177V176H57ZM57 178L56 179V181H58V179H59V184H60V178ZM105 177V176H104ZM119 177V176H118ZM122 177V176H121ZM149 177V176H148ZM241 177V175H240V178H242ZM252 178V179H249V178ZM120 178V177H119ZM118 178V179H119ZM135 178V177H134ZM178 178V177H177ZM176 178V179H177ZM195 179V184H194V186H195V188H196V190H193V192H196L195 193V196H199L200 198H198V196L197 197H195L196 198V200L197 199H200V201H202V203L201 202H199V200H198V202H199V205L198 206H200V203H201V208L199 207V210H200V212L198 213L197 212V224H196V226H195V231H194V233L193 234H191L189 231H191V230H189L188 231V228H190V227H188L189 225L187 224L188 222H187V220H189L188 218H189V216L191 215V211H193V209L195 208V204H196V200H195V198H194V193L192 192V188L194 187L193 186V182L192 181H194V179ZM232 178V177H231ZM233 178V179H234ZM255 178V179H254ZM63 179V178H62ZM69 179H70V181H69ZM105 179V178H104ZM116 179H117V177H116ZM135 179H137V178H135ZM193 179V180H192ZM224 179H226V178H224ZM53 180H54V178H53ZM175 180V179H174ZM231 180V179H230ZM229 180V181H230ZM235 181H236V183H237V179H234ZM256 180V181H255ZM55 181V182H56ZM65 181V180H64ZM113 181V180H112ZM119 181V180H118ZM176 181V180H175ZM209 183H208V182ZM222 181H223V179H222ZM225 181V180H224ZM234 181V182H235ZM54 182V184H56ZM63 182V181H62ZM122 182V181H121ZM148 182V181H147ZM159 182V181H158ZM206 182L208 183L206 186H208L207 187V190L205 191L204 190V185L206 184ZM231 182H232V180H231ZM231 182H230V184H231ZM53 183V182H52ZM58 184V183H57ZM58 184V185H59ZM121 184V183H120ZM125 184V183H124ZM123 184V185H124ZM152 184V183H151ZM151 184H150V186H151ZM222 184H223V182H222ZM29 185L32 187V189H33V192H31L30 193V190H29V193L31 194L30 196L28 195L27 196V198H25V199H22V197H20L21 198V200L19 199V197L17 198V195H19V196H22L24 193H22L20 190L21 189H27L28 187H29ZM154 185H152V186H154ZM174 185H175V183H174ZM225 185V184H224ZM234 185V184H233ZM64 186V185H63ZM67 186H66V188H67ZM97 186V185H96ZM115 186V185H114ZM124 186H126V185H124ZM133 186V185H132ZM149 186V187H150ZM176 186V185H175ZM229 186V185H228ZM231 186V185H230ZM119 187V186H118ZM225 187V186H224ZM232 187V186H231ZM62 188V186L60 187V189ZM116 188V187H115ZM128 188V187H127ZM134 188H136V187H134ZM195 188H193V189H195ZM206 188V187H205ZM238 188H239V184H238ZM237 188V189H238ZM241 188V187H240ZM129 189V188H128ZM175 189V190H176ZM234 189V188H233ZM236 189V190H237ZM243 189V188H242ZM118 190V189H117ZM129 190H132V187H131V189H129ZM129 190H126V191H129ZM158 190H160V191H158ZM203 190H204V192L206 193V195H205V193H204V196H202L203 195ZM225 190V189H224ZM245 190V189H244ZM246 190H245V193H246ZM50 191V192H49ZM57 191V192H56ZM93 191V192H92ZM148 191H149V189H148ZM231 191H233L232 189H231ZM230 191V192H231ZM19 192H21V193H19ZM26 192H28V190H26ZM62 192H66V191H62ZM75 192H77V191H75ZM92 192V193H91ZM114 192V191H113ZM133 192H134V190H133ZM133 192L131 193V194H133ZM173 192H174V194H173ZM46 193V194H45ZM59 193V194H58ZM79 193L77 192V194L79 195ZM119 193H120V191H119ZM22 194V195H21ZM27 194V193H26ZM76 194V195H77ZM105 194V193H104ZM122 194H123V192H122ZM227 194H228V192H227ZM232 194V193H231ZM244 194V193H243ZM247 194H245V198H247V197H249V196H247L246 197V195ZM261 194V195H260ZM75 195V194H74ZM100 195V194H99ZM117 195V194H116ZM134 195V196H135ZM222 195H223V193H222ZM236 195V194H235ZM263 195L261 196V197H263ZM43 197L44 198V202H46V203H48V205H50V203H52V202H50L49 201V198H47V196L49 197V195H47L46 197ZM92 196H94V195H92ZM202 196V197H201ZM232 196V195H231ZM241 196V195H240ZM240 196H238V197H240ZM57 197V198H56ZM69 197H71V195L69 196ZM79 196H77V198H78ZM95 197V196H94ZM113 197V196H112ZM116 197V196H115ZM117 197H119V196H117ZM232 197H234V196H232ZM253 197V198H252ZM42 198V199H43ZM73 198V197H72ZM76 198V197H75ZM80 198V199H81ZM114 198V197H113ZM146 198V197H145ZM201 198H202V200H201ZM222 198V197H221ZM243 198H244V195H243ZM48 200V201H46V200ZM57 199V200H56ZM90 199H92V198H90ZM110 199H112V198H110ZM117 198H115V200H116ZM119 199V198H118ZM224 199V198H223ZM236 199H237V196H236ZM235 199V200H236ZM242 199V198H241ZM261 199H263V198H261ZM52 200V199H51ZM72 200V199H71ZM114 199H113V201H115ZM121 200V199H120ZM123 200V199H122ZM126 200H127V198H126ZM139 200V201H140ZM144 200H147V198L146 199H144ZM143 200V201H144ZM249 200V199H248ZM75 201H77V199L75 200ZM83 201V200H82ZM89 201V200H88ZM137 201V200H136ZM243 201H245V199L244 200H242V202ZM264 201V200H263ZM262 201V202H263ZM61 202V201H60ZM73 202V201H72ZM71 202V203H72ZM116 202V201H115ZM123 202H124V200H123ZM130 202V201H129ZM147 202V201H146ZM145 202V203H146ZM241 202V203H242ZM259 202H260V200H259ZM46 203H44V204H46ZM59 203V202H58ZM62 204H63V202H61ZM69 202H67L66 204H68ZM112 203V202H111ZM232 203V202H231ZM239 203H240V201H239ZM261 203V202H260ZM53 204V205H52ZM51 204V206H50V210H52L51 209V207L52 206H54V201H53V203ZM65 204V203H64ZM82 204H84V202L82 203ZM86 205L88 204V202L87 203H85ZM99 204V203H98ZM130 204V203H129ZM131 204H132V202H131ZM144 204V203H143ZM225 204H227V203H225ZM243 204V203H242ZM241 204V205H242ZM245 204H246V202H245ZM257 204V203H256ZM116 205V204H115ZM121 205H123V204H121ZM121 205H119L118 206V209L117 210H115L116 211V214H117V216H116V218L113 220V224H112V226H110V227H107V226H102V229H101V232H100V234H98L99 236L96 238L97 239V241L94 243L95 245H96V249H98V251H99V248L100 247H102V244L105 242L107 245H108V243H109V245H108V247L106 248L107 250H106V252L104 253V255H102V259H101V263L100 264H103V263H105V264H131V254H132V252L133 251H135V247L136 246H139V245H135V241L134 240H132V239H134V238H131L130 236L132 235V232H131V234L129 233V232H127V233H129L130 235H129V237H128V235H125V233H126V229H127V224H126V221H121V219L119 218L120 217V215H125V213L129 210V206H127V204H125V205H123V206H121ZM133 205V204H132ZM235 205H236V203H235ZM248 205H249V203H248ZM45 206V205H44ZM47 206V205H46ZM45 206V207H46ZM57 206V205H56ZM55 206V207H56ZM63 206H65V205H63ZM71 205H69V207H70ZM107 206H109V205H107ZM110 206H112V205H110ZM196 206H197V204H196ZM233 206H234V204H233ZM237 206H238V204H237ZM254 206H255V204H254ZM54 207V208H55ZM67 207V206H66ZM72 207V206H71ZM80 207V206H79ZM145 207V206H144ZM232 207V206H231ZM241 207V206H240ZM239 207V208H240ZM246 207H247V205H246ZM38 208H40V204H39V206H38ZM41 208H42V206H41ZM41 208H40V211H41ZM47 208H49V206H47ZM58 208V210H59V207H57ZM62 208V207H61ZM65 208V207H64ZM111 208V207H110ZM138 208V207H137ZM158 208H160L159 210H157ZM227 208H228V206H227ZM236 208V207H235ZM238 208V209H239ZM243 208V207H242ZM260 208V207H259ZM262 208H264L263 206H262ZM69 209H71V208H69ZM107 209H109V208H107ZM106 209V210H107ZM131 209V208H130ZM248 209V208H247ZM246 209V210H247ZM258 209V208H257ZM54 210V209H53ZM52 210V211H53ZM75 210V209H74ZM113 210V209H112ZM140 210H141V207H140ZM196 210H198V209H196ZM223 210V211H222ZM237 210V209H236ZM255 210V209H254ZM36 211V212H35ZM43 211H46V208H45V210H44V208H43ZM43 211H41V212H43ZM47 211H49L48 209H47ZM61 211V210H60ZM109 211H111V209L109 210ZM157 211V212H156ZM195 211V210H194ZM249 211V210H248ZM251 211V210H250ZM57 212V211H56ZM55 211H54V213H56ZM62 212H64L63 210H62ZM66 212V211H65ZM67 212H68V209H67ZM79 212V211H78ZM100 212V211H99ZM104 212L106 213L107 211H105V209H104ZM131 212V211H130ZM141 212V211H140ZM156 212V213H155ZM160 212V211H159ZM166 212V211H165ZM164 212V213H165ZM235 212V211H234ZM252 212V211H251ZM260 212V211H259ZM262 212V211H261ZM37 213V214H38ZM45 213V212H44ZM43 213V214H44ZM49 213V212H48ZM51 213H53V212H51ZM59 213V212H58ZM132 213V212H131ZM136 213H137V211H136ZM138 213H139V211H138ZM138 213H137V215H138ZM189 213H190V215H189ZM221 213V214H220ZM225 213V212H224ZM230 213V212H229ZM237 213V212H236ZM241 213V212H240ZM249 213V212H248ZM43 214H41V215H43ZM46 214V213H45ZM62 214V213H61ZM65 214H68V213H65ZM128 214H129V212H128ZM143 214V213H142ZM226 214V213H225ZM246 215H247V213H245ZM49 215V214H48ZM106 215V214H105ZM104 215V216H105ZM132 215H133V213H132ZM145 215V214H144ZM165 215V214H164ZM244 215V214H243ZM250 214H248V216H249ZM252 215V214H251ZM250 215V216H251ZM54 217L56 216V215H53ZM53 216H51V221H53L52 220V217ZM74 216V215H73ZM110 216V215H109ZM126 216H129V215H126ZM158 216V215H157ZM160 216H163L162 214L160 215ZM193 216V215H192ZM195 216V215H194ZM225 216V215H224ZM224 216H223V219H224ZM227 216V215H226ZM233 216V215H232ZM247 216V217H248ZM249 216V217H250ZM253 216V215H252ZM254 216H256V213L254 214ZM261 216V215H260ZM45 217H47V215H45ZM75 217V216H74ZM138 217V216H137ZM137 217H135V219L137 218ZM170 217H172V216H170ZM191 217V216H190ZM228 217V216H227ZM247 217H246V220H248L249 221V218L247 219ZM40 219H42L43 218V216L42 217H39ZM57 218H59L58 216H57ZM62 218V217H61ZM102 218V217H101ZM157 218V217H156ZM245 218V217H244ZM250 218H252V217H250ZM32 219H35V220H32ZM39 219V220H40ZM45 219V218H44ZM63 219V218H62ZM65 220H64V223H62V227L60 228V230H57V231H59V232H57V233H54L55 235H53L52 233V235L53 236H50L51 234L49 233V235H48V237L50 238V239H48V241H49V246H50V248L53 250V252L57 249V241H59L58 239H59V237L60 236H62L63 234L65 235L67 232H68V229L70 228V226L72 225V223H71V220L73 221V219H72V214H68V216H65V218H64ZM78 219V218H77ZM100 219V218H99ZM134 219V218H133ZM144 219V218H143ZM168 219V218H167ZM231 219V218H230ZM32 220V221H31ZM43 220V219H42ZM46 220V219H45ZM55 220H56V218H55ZM104 220V219H103ZM108 220V219H107ZM106 220V216H105V221H107ZM111 220V219H110ZM123 220H124V217H123ZM126 220V219H125ZM221 220V219H220ZM227 219H225V221H226ZM232 220V219H231ZM246 220H244L245 222H247V223H249L248 221H246ZM251 220V219H250ZM255 220V219H254ZM253 220V221H254ZM257 220V219H256ZM41 221V220H40ZM62 221V220H61ZM100 221V220H99ZM136 221V220H135ZM162 221H163V217H162ZM169 221V220H168ZM259 221V220H258ZM257 221V222H258ZM56 223H57V220L55 221ZM59 222V221H58ZM164 222V221H163ZM167 222V221H166ZM170 222V221H169ZM190 222V221H189ZM226 222H228L229 223V221H226ZM251 222V221H250ZM256 222V221H255ZM261 222V221H260ZM259 222V223H260ZM17 223H18V221H17ZM44 223H45V221H44ZM54 223V222H53ZM106 223V222H105ZM109 223V222H108ZM160 223V222H159ZM220 223V222H219ZM223 222H221V224H222ZM225 223V222H224ZM244 223V222H243ZM245 224V226L247 225V226H249L248 224ZM252 223V222H251ZM254 223V222H253ZM262 223V222H261ZM260 223V224H261ZM43 224V223H42ZM61 224V223H60ZM74 224V223H73ZM161 224V223H160ZM217 222H216V227H217ZM221 224H218V225H221ZM227 223H225V225H226ZM239 224V223H238ZM240 224L241 225H244V224H242V222H240ZM262 224H264V223H262ZM261 224V225H262ZM12 225H13V223H12ZM21 225V226H22ZM36 225H37V223H36ZM56 225V224H55ZM54 225V226H55ZM70 225V226H69ZM77 225V224H76ZM103 225V224H102ZM107 225V224H106ZM131 225V224H130ZM129 225V226H130ZM132 225H134V224H132ZM136 225V224H135ZM135 225H134V228H135ZM162 225V224H161ZM252 225V224H251ZM258 226H259V224H257ZM16 226V225H15ZM19 226V225H18ZM57 226H58V224H57ZM163 226V225H162ZM168 226H169V224H168ZM215 226V225H214ZM223 226H224V224H223ZM235 226H236V224H235ZM240 226V225H239ZM239 226L237 227L236 226V230H237V228L239 229ZM40 227V226H39ZM45 227V226H44ZM46 227H47V225H46ZM50 227V226H49ZM59 227V226H58ZM57 227V228H58ZM104 227V228H103ZM158 227H155L156 229L158 228ZM164 227V226H163ZM188 227V228H187ZM220 227V226H219ZM228 227V226H227ZM244 227V226H243ZM243 227H242V229H243ZM253 227V226H252ZM261 227H263V226H261ZM40 228H42V227H40ZM56 228V229H57ZM130 228V227H129ZM128 228V229H129ZM167 228V227H166ZM222 228V227H221ZM232 228H234L235 229V227L233 226ZM240 228H241V226H240ZM254 228V227H253ZM26 229V228H25ZM28 229V228H27ZM27 229H26V231H27ZM37 229V228H36ZM50 229H52V227L50 228ZM49 229V230H50ZM59 229V228H58ZM174 229H175V227H174ZM180 229V228H179ZM217 229V228H216ZM220 229V228H219ZM225 230H226V227L224 228ZM230 229H231V227H230ZM255 229V228H254ZM257 229H258V227H257ZM262 230L264 229V228H261ZM29 230V229H28ZM38 230V229H37ZM46 230H48V229H46ZM132 230H133V228H132ZM137 230V229H136ZM211 230H213V229H211ZM221 230H223V229H221ZM235 230V231H236ZM241 230V229H240ZM240 230H237V231H240ZM18 231V230H17ZM34 231H35V229H34ZM56 231V230H55ZM134 231V230H133ZM158 231V230H157ZM216 231V230H215ZM218 231V230H217ZM231 231H233V230H231ZM237 231H236V233H237ZM243 231V230H242ZM251 231H252V229H251ZM259 231V230H258ZM261 231V230H260ZM10 232H11V230H10ZM36 232V231H35ZM48 232V231H47ZM70 232V231H69ZM152 232V233H151ZM223 232H224V230H223ZM226 232V231H225ZM228 232H229V229H228ZM241 232V231H240ZM238 233L239 235H241V233ZM244 232V231H243ZM247 232H249V231H247ZM23 233V231L21 232V234ZM46 233V231H44V233L43 234H45ZM138 233V232H137ZM154 233H155V230H154ZM164 233V232H163ZM162 233V234H163ZM212 233V232H211ZM250 233V232H249ZM58 234V235H57ZM215 234H217V236H218V232H216ZM222 234H225V233H222ZM232 234V233H231ZM237 234V235H238ZM243 235H245L244 233H242ZM247 234V233H246ZM250 234H252V232L250 233ZM11 235V234H10ZM24 235H25V233H24ZM23 235V236H24ZM26 235H28V234H26ZM30 235V234H29ZM40 235H41V233H40ZM63 235V236H64ZM134 235V234H133ZM157 235H156V233H155V236L157 237ZM210 235V234H209ZM212 235V234H211ZM221 235V234H220ZM219 235V236H220ZM226 235V234H225ZM236 235V236H237ZM242 235V236H243ZM249 235V234H248ZM259 235V234H258ZM257 235V233H253L252 234V236H250V237H252L251 239L249 238V240H248V242H246V243H244L243 242V244H241L242 243V241H241V243H239V244H241V246H244V244H246V247H240V249L241 248H243V253L242 252H240L241 253V256H240V258L241 259H244L245 258V260L246 259H248L247 257H249V258H251L252 259V257H253V259L252 260H255L254 258H255V256L254 255H256V254H258L259 252H258V249H260L259 251L261 252L262 251V253H261V255L260 254H258V255H260L261 257H263V258H258V261H259V259H262L263 261H264V248L262 249L261 248V246L260 245H263L264 246V244H263V242H262V239L264 238H262L261 237V244L257 247V245L255 244L257 241H255L258 237ZM12 236H15V234L13 235L12 234ZM12 236H11V239H13L12 238ZM31 236H33V238L35 237L34 235H31ZM31 236H29V237H31ZM45 236V235H44ZM180 236V235H179ZM242 236H237V238H238V240H239V238L241 239L242 238ZM246 236V235H245ZM245 236H243V237H245ZM155 237V238H156ZM209 237V236H208ZM225 237V236H224ZM233 237V236H232ZM260 237V236H259ZM6 238V237H5ZM17 238H19L20 239V237H17ZM25 238H26V236H25ZM35 238H37V237H35ZM34 238V239H35ZM58 238V239H57ZM125 238V239H124ZM128 238V240L126 241V239ZM137 238V237H136ZM221 238H223V235L219 238L220 240H221ZM227 239L229 238V240L231 239L230 237H226ZM226 238H223L224 240H221V241H224V243L226 242L225 240H226ZM235 238V237H234ZM233 238V239H234ZM237 238H236V240H237ZM10 239V240H11ZM15 239H16V236L14 237V241H15ZM18 239V241L17 242H19L18 244L20 245V240ZM24 238H21V240H23ZM33 239V240H34ZM107 239L109 240V242L107 241ZM179 239V238H178ZM218 239V238H217ZM218 239V240H219ZM245 239V238H244ZM243 239V240H244ZM259 239V238H258ZM7 240H9L8 239V235H7ZM9 240V241H10ZM24 240H26V239H24ZM37 240H39V239H37ZM36 240V241H37ZM41 240V242H43L42 241V239H40ZM72 240V239H71ZM158 240V239H157ZM216 240V239H215ZM219 240V241H220ZM246 240H247V237H246ZM0 241H2V240H0ZM3 241H5V239L3 240ZM3 241H2V244H1V246L3 245ZM35 241V240H34ZM133 241H134V243H133ZM160 241V240H159ZM179 241V240H178ZM177 241V242H178ZM218 241V242H219ZM228 241V240H227ZM232 241V240H231ZM230 241V242H231ZM22 242V241H21ZM28 242V241H27ZM33 242V241H32ZM38 242H40V241H38ZM38 242H37V244H38ZM108 242V243H107ZM125 242V247H124V254L125 255H121L122 256V258H120V259H118L117 260V262L115 261V260H113V258L115 257V256H113V255H115L117 252L115 251V249H117L118 247H120V246H122L123 245V243ZM149 242V243H148ZM154 242H157L156 240H154ZM181 242V240L179 241V244H181L180 243ZM217 242V243H218ZM229 242V241H228ZM229 242V247H230V245H231V243ZM4 243H8L7 241H5ZM12 243V242H11ZM14 243L15 242H13V245H14ZM26 243V242H25ZM31 242H29V244H30ZM158 243V242H157ZM156 243V244H157ZM215 244H216V242H214ZM234 243H235V240H234ZM236 243H238V241L236 242ZM236 243L234 244V245H236ZM248 243V244H247ZM45 244V243H44ZM179 244H177V245H179ZM207 244V243H206ZM211 244V243H210ZM257 244H258V242H257ZM25 245V244H24ZM32 246H33V244H31ZM40 245V244H39ZM158 245V244H157ZM226 245V244H225ZM225 245H223V242H221V243H218L217 244V246H215V248H214V252H215V255L211 258V259H209V261L206 263V264H232L233 262H234V264H235V261L233 260L234 258V251H233V253L231 252L232 250V246H233V243H232V246H231V249H228V250H230V252L227 250V253H225L226 255H225V258H224V260H223V256H222V258H221V261L219 260L220 259V255H222V253L223 252H225L224 251V246ZM228 245V244H227ZM226 245V247L225 248H227L228 246ZM27 246H29L28 244H27ZM38 246V245H37ZM44 246V245H43ZM59 246V245H58ZM135 246V247H134ZM205 246V245H204ZM207 246V245H206ZM237 246V245H236ZM235 246V247H236ZM9 247H11V245L9 246ZM31 247V246H30ZM36 247V246H35ZM140 247V246H139ZM152 247V246H151ZM154 247H155V245H154ZM4 248H7L6 247V245H5V247ZM15 248H16V246H15ZM15 248H14V250H15ZM24 248H25V246H24ZM29 248V247H28ZM27 248V249H28ZM39 248V247H38ZM121 248V247H120ZM120 248H118V249H120ZM133 248H134V250H133ZM198 248V249H199ZM207 248V247H206ZM212 248V247H211ZM31 249V248H30ZM41 249V248H40ZM43 249H44V247H43ZM60 249V248H59ZM94 249V248H93ZM117 249V250H118ZM150 249V248H149ZM236 249V248H235ZM234 248H233V250H235ZM262 249V250H261ZM2 251H1V253H0V258L3 256V258H4V251L5 250H3V247H2V249H1ZM7 250V249H6ZM21 249H20V246L19 247H17L16 248V251L14 252V254L16 255L18 252H21L20 251ZM26 250V249H25ZM47 250V249H46ZM58 250V249H57ZM146 250V249H145ZM153 250V249H152ZM173 250V249H172ZM211 250V249H210ZM239 250V249H238ZM10 251V250H9ZM12 251H13V248H12ZM23 251V250H22ZM34 251V250H33ZM98 251H96V252H98ZM101 251V250H100ZM105 251V250H104ZM2 252H3V254H2ZM31 252V251H30ZM42 252V251H41ZM116 252V253H115ZM137 253L138 252H140L139 250L138 251H136ZM141 252H143V251H141ZM212 252H213V250H212ZM253 252H255V254L253 253ZM8 253V252H7ZM11 253V252H10ZM13 253V252H12ZM27 253H28V251H27ZM44 253H46L47 254V252H44ZM94 253H95V250H94ZM101 253V252H100ZM148 253V252H147ZM253 253V254H252ZM14 254H12V256H14L13 258H9L8 256L6 257V259H9V260H7V262H6V260H4V262L2 263V261L3 260H1V259H3V258H1L0 260H1V263L0 264H14V262H15V260L14 259H16L15 257H20V255L19 254H17V256H15ZM31 254V253H30ZM119 254V253H118ZM121 254H122V252H121ZM145 254V253H144ZM153 254V253H152ZM210 254H213V253H210ZM224 254V253H223ZM237 254V253H236ZM235 254V255H236ZM6 255H8V254H6ZM10 255V254H9ZM25 255H27V254H25ZM51 255V254H50ZM138 255L139 256H141L142 255V253H141V255L138 253ZM206 255V254H205ZM249 255H252V257L251 256H249ZM22 256V255H21ZM44 256V255H43ZM208 256V255H207ZM210 256V255H209ZM31 257V256H30ZM120 257V256H119ZM148 257V256H147ZM199 257V256H198ZM211 257V256H210ZM49 258V257H48ZM98 258V257H97ZM141 258V257H140ZM233 258V259H232ZM237 258H239V257H237ZM239 258V259H240ZM18 259V258H17ZM16 259V260H17ZM26 259V258H25ZM42 259V258H41ZM50 259H51V257H50ZM100 259V258H99ZM98 259V260H99ZM151 259V258H150ZM170 259V258H169ZM204 259V258H203ZM202 259V260H203ZM240 259V260H241ZM257 259V258H256ZM18 260H20V259H18ZM44 260V259H43ZM114 262H113V261ZM142 260V259H141ZM233 260V261H232ZM240 260H236V261H240ZM250 260V259H249ZM251 260V261H252ZM49 261V260H48ZM204 261V260H203ZM258 261H256V263L255 264H257V262ZM261 261V260H260ZM6 262V263H5ZM103 262V263H102ZM133 262V261H132ZM136 262V261H135ZM150 262V261H149ZM194 262V261H193ZM201 262V261H200ZM246 262V261H245ZM16 263V262H15ZM138 263V262H137ZM250 263V262H249ZM248 262L246 263V264H249ZM258 263H260V264H263V263H261V262H258ZM18 264V263H17ZM34 264V263H33ZM149 264V263H148ZM168 264V263H167ZM205 264V263H204ZM240 264V263H239ZM251 264V263H250ZM252 264H254V262H252Z\"/></svg>",
	"mask_w": 264,
	"mask_h": 264
},
{
	"label": "rangeland",
	"instance_id": "rangeland-1",
	"mask_svg": "<svg viewBox=\"0 0 264 264\" xmlns=\"http://www.w3.org/2000/svg\"><path fill=\"white\" fill-rule=\"evenodd\" d=\"M3 1V0H2ZM22 3H24L26 0H19L18 1V3L19 4H17V8H16V10L19 8L18 7V5H20V3L21 2ZM36 0H34V2H35ZM43 0H38V3H37V1L34 3H32L33 4V6H32V8L31 7H29V8H31V9H29V8H27L26 10H25V13H26V11L28 12V14L26 13V15L28 16L29 15V11L28 10H31V13L32 12H37L36 14H34V16L35 15H37L38 14V12L40 11L41 12V10H42V8H43V2H42ZM137 1V2H136ZM134 0V2H136L138 5L137 6H140V4H142V5H146L147 7H148V3L150 2V0L147 2V0H146V2H145V0H143L142 2H141V0H140V2H138L139 0ZM180 1V2H179ZM133 2V4H130L131 6H129V5H126V6H129L130 8L134 5L135 6V4L136 3H134ZM178 2V3H177ZM185 2H186V0H175V8L174 9H178L177 11L175 10V13L173 12V14H172V16H171V18L173 19L172 21H170V24H169V29L170 30H168V33L170 32V35L168 34V36H171V37H168V41H167V47L168 48H166L167 50H165V51H163L162 53H164V54H162L161 52H155L154 53V49H151L152 51H153V53L152 54H154V56L150 53V52H152V51H150L149 49V51L147 52V50H145V53H144V49H146L145 47H147L146 45H147V39H145L144 37H148V39H149V37L150 36H152V34H153V32H155L153 29H154V24L153 23H151L152 25H148L147 27H148V29H147V27H145L144 29H142V27L140 26L141 25V23H143L144 24V20H146V17H147V14H146V12H147V8H145L146 10H143L144 9V6L142 7L143 9H141L140 11L139 10H136V9H138L139 7H135V9L132 7L131 9H129V7L128 8H125V9H123L124 11V15H120L119 16V18L120 17H122V16H125V17H122L123 19L125 18L126 19V22H127V20L128 21H130V22H128L129 24H131L130 26H128L127 27V23L125 22V24H126V28H128V29H126L127 31L126 32H128V30H129V33H127L128 35H131L132 33L131 32H133V33H135V35L137 34V32L139 31V30H137V27L139 28V27H141V28H139V29H141L140 31H142V33H140V31H139V33L140 34H143V35H141L142 36V38H141V42H140V38H139V40H138V35H140L139 33L137 34V39L131 44L132 46V48L131 47H129L128 49H129V53L127 52L128 50H126V53H124L125 51L124 50H122L123 49V47H121L122 45L124 46V44H125V42L124 43H122L121 41H124L125 39H126V36H128V35H126L125 36V34H126V32H124L125 30V26L123 27L122 25H118L117 27V30L122 26L123 28L121 29L122 31H118V32H120L118 35H116V37L114 36V35H109L108 36V38H107V40H102L103 42L104 41H106V43L107 42H109V44H111L110 43V40H113V38H114V41L117 43V48H115V49H113L112 50V48H113V46L116 44V43H114V45L111 47V49H104L105 51H107V52H105V51H102V49L103 48H107L108 46H110V45H107L105 42V46L104 45H102V41H100V43H98L97 44V42L99 41V39H100V37L98 36V41L94 44V42H95V35L93 34L92 35V37H90L91 39H89L88 38V34H87V29H86V26H85V28L84 29H82V30H80V33L81 34H79V36H81L82 35V32L84 31V30H86V32L85 33H83V34H85V35H82L83 36V38H81L80 37V39H83V41L84 42H88V44H90V45H88V44H85V46L87 47H85L84 46V44H83V47L81 46V45H79L78 47H77V45L75 46V47H73V49L74 48H76V49H74V51L76 52H74L73 51V49H72V52H74L73 54H74V56H78V55H75V54H78V53H82L83 54V52L84 53H86V54H84V56L86 57H92L93 59H92V62L94 63V58L95 57H98L99 56V49L100 48H102L101 49V51L100 52H102V53H104V54H102V53H100V58L102 57V59L104 60L105 59V57H107L108 58V60L107 59H105V61H107V62H110L109 63V65H110V67L112 66V64L113 65H115V61L116 60H118V59H120V61L118 60V62H120V65L121 66H123V64L125 65V66H123V67H116V69H115V71L113 70V68H114V66H113V68L112 69H110L111 71H114L115 73H114V75L116 74V72L118 73V75L117 76H115V77H113V75L111 74V72H110V74H111V77H110V74H109V76L108 77H110L109 79H108V81H110L109 83H112V82H114L113 84H112V86H114V87H117V88H119V84L121 83V82H123V80L124 79H122L123 78V75H124V77H125V75L128 73L127 71H129V66H130V63L129 62H134V63H136L137 61H139V64H141L143 67H146V66H148V67H150V65H154V66H160L159 68H162V70H165L166 68V70L165 71H167L166 73H165V71H164V77H165V74H166V78H165V81H163L161 84H162V86H160V88H161V90H159V92L156 94V96L158 95V97H157V99H154V101L156 100V102H154L153 101V103H154V107H151L152 109V112L150 111V109L149 110H147V109H144L143 110V108H145V107H140V106H144V105H141L142 103L141 102H139V101H137L136 103H138V104H135L132 108H134V112L132 111V110H130V112H128L126 115H124L123 114V116H122V118H124V120H122V122H124V121H126L125 123H122V125H123V127H121L122 129H120V135H119V133H118V138H117V141L118 142H116V148H118V149H116V153H117V151H118V155H116L115 156V160H114V162H113V164L111 165V166H109L107 169H105L103 172H105V173H103L102 175L103 176H101V174H100V176H101V178H100V176H99V178H100V180H98L97 179V183H95V185H94V194L92 193V194H90L91 196H90V198H92V199H90V198H88V200H84V199H82L81 198V195H80V193H79V191L78 190H75V191H77L78 193H79V195L77 194V192H75L74 191V193L73 192H71V197H67V199L66 200H62V199H60V197H59V199L57 200L58 202H56L57 204V206L55 205V200H53V197L55 198V196H53V197H51V194H47V195H49V197L47 196V198H49V201L50 202H52L53 203V201H54V206H52L51 207V209L53 210H50V206H51V204L52 203H50V205H48V203H46V202H44L43 200H44V196H42V198H41V203H39L40 204V208H41V206H42V208H41V211H43V208H44V210H45V208H46V211H43V212H41L40 211V208H38V206H39V204L37 205V207H34V209L35 208H37V211H39V213L38 212H36V215L38 216V217H36V218H38L35 222H30V220L28 221V223L26 222H24L23 224L24 225H22L21 224V222H19V220H17L18 221V223H17V221H15V223L14 222H12L13 223V225H12V223L11 224H9V228H7L5 231H6V234L8 235V239L10 240L11 239V236H12V234L14 235L15 234V236H16V239H15V241L13 240L14 239V237L15 236H12V238L13 239H11L10 241L9 240H7V235H5V236H3V237H0V240H4L5 239V241H7L8 243H4L5 241H3V245L1 246V244H2V241H0V253H1V249H2V247H3V250H5L4 252V254H3V252H2V254L4 255V258H3V256L1 257V258H3V259H1V260H3L2 261V263L4 262V260H6V262H7V260H9V259H6V257L8 256L9 258L12 256V254H14V252L16 251V248L17 247H19L20 246V251L21 252H18L17 254H19L20 255V257H18L17 256V254L15 255V256H17V257H15L16 259L18 258V259H20V260H16V259H14L15 260V262H14V264H100L101 263V259H102V255H104V253L106 252V248L108 247V245H109V240L107 239V243H108V245L104 242L103 244H102V247H100L99 248V251H98V249H96V245L94 244L96 241H97V237L99 236L98 234H100V232H101V229H102V226H107V227H110V226H112V224H113V220L116 218V216H117V214H116V211L115 210H117L118 209V206L119 205H121V204H123V205H125V204H127V206H129L128 208H129V210L125 213V215H120V219H121V221H126V224H127V231H126V233H125V235H128V237H129V235L131 234V232H132V235L130 236L131 238H134V239H132V240H134L135 241V245H139V246H134L135 247V251H133L132 252V254H131V264H150L151 263V261L153 260V258H154V256H155V254H156V252L158 251V247H160V245L161 246H163V244H161V243H163V241L165 240L163 237H165V234H167L166 233V231H168L167 229H169L168 227H170V223H171V221H172V219L171 218H173V214H174V205H173V202H172V205L170 204V206L167 208V210H165L163 213H161L163 210H161L160 208H158L157 210H159L158 211V213H157V215L155 214L154 216H155V218H154V221H155V219H160V223L164 226H162L157 220L155 221V224H154V230H155V233H156V235L157 234H159L160 232H161V230H162V232H161V234H159V235H161V236H163V237H160L159 235H157V237L155 236V233H154V230H153V235H152V237H154V239L153 238H151L152 239V241L149 243V244H147L148 246L147 247H145V248H143V250H142V247H141V245L139 244L140 243V241H141V237H142V227H143V225H144V222H146L145 220H146V217H147V214H146V211L147 210H144V209H146V206H147V203H148V195H149V193H150V191H151V187L153 188L152 190H154L155 188H157L158 187V189L160 188L161 189V183H162V180H163V176L165 175H163V173L166 171V170H168L169 168H172L173 170H174V168H175V170H174V173L173 174H175V175H173V177H175L174 179L176 180H174L173 179V183H172V190L175 192H178L177 190L178 189H176L175 187H178V184H179V182H178V180L180 181V179H179V176L178 175H180L181 174V172L180 173H178L179 171H181V169H182V167H183V165L185 164V161L188 159L187 157H188V154L190 153L189 151V149H191V145H190V139H191V136H192V132L190 131L191 129H193V127L196 125V120L198 119V118H196V117H198V114H197V109H198V105H200L201 104V100H202V97L203 96H205V94H206V88H208L207 86H208V84H210V82H208V81H212V76L213 75H215L216 74V76L218 75V78L220 77L219 76V74L221 75V79L223 78V77H225L226 75H231L232 77H234V78H236V77H239V78H241V80H247V78H250V76L252 75V74H250V70H246V69H248V68H246L247 66L246 65H250V61L253 59L254 60V54H255V52L257 53V51H255L256 49H252V48H250L249 50L250 51H248L246 48H244V49H242L244 46H243V44H241V42H240V49H241V54H243V52H244V54H243V59L245 60V62H244V60L242 61V62H244L243 64H245L246 63V65H244L245 67H243L242 66V68H245V70L243 69V71H241V72H239V70H237L236 72H235V70H229V68H228V66H229V64H228V60L226 61V58H225V56L224 55H222L220 58H221V60H220V63L218 62V65H217V67L215 66V67H213L214 65L212 64V63H209V62H205L206 61V58H205V56H204V49H199L201 46H202V48H204L203 47V45L202 44H200V45H198V53L200 54V56L199 55H197V60L195 61V63L193 64V63H191V62H187L186 60L187 59H185L186 57V55L188 54L189 55V53H190V51H186L187 50V47L186 46H184L183 45V42L181 43V41H182V39H183V35H185V30H184V28H186L187 27V22H188V24H190L189 23V20L187 19L186 21L187 22H185L184 20H181L182 18L181 17H179V13H180V11H181V9H182V7H183V5L185 4ZM3 3H4V1H3ZM144 3V4H143ZM177 3V4H176ZM184 3V4H183ZM0 10L2 11H4L5 10V7H3L4 9H2V2L0 1ZM42 4V5H41ZM182 4V5H181ZM179 5V6H178ZM125 6V7H126ZM180 6H182L180 9H179V7ZM184 6H186V4L184 5ZM72 8V7H71ZM141 8V7H140ZM139 8V9H140ZM149 8V7H148ZM184 8V7H183ZM34 9H36V10H34ZM67 9V8H66ZM132 10V11H131ZM136 10V11H135ZM143 10V11H142ZM0 11V16L2 15L1 12ZM131 11V12H130ZM134 11V12H133ZM145 11V13L144 14H146V16L143 14V13H141V12H144ZM40 12H39V14L37 15V16H35V17H37L38 19L40 18V16H41V14H40ZM127 12H128V14L130 15L131 13V15L129 16L128 14H127ZM137 12H138V14H137ZM177 12V13H176ZM4 13V12H3ZM17 14V12L15 11V12H13V14ZM30 13V16L27 18L28 20H29V26L30 27H32L31 28V30L29 31V29L26 31V35L24 34L21 38L22 39H24L23 41H22V39L21 38H19V39H16L17 41H15V40H11L12 38H10V36H6V34H1L0 35V39L2 40V41H4V43H5V41H9L8 43H10V45H12L13 44V47L15 46V47H17V48H15L14 49V51L13 52H15V50H16V52H15V54H13V52L11 51V55L14 57V58H16V56H17V58L16 59H13V57L8 61V58L10 57L9 55V57L7 58V61H8V63H6V62H4V64L2 63L3 62V59H4V57L2 58V59H0V60H2L1 62H0V64H2V66H0V69H1V67H4V68H6V69H9L10 70V68H11V72L9 73V71L8 70H4L3 68L1 69L2 71H5L6 72V75H8L7 77L4 75L5 74V72L4 73H2V71H1V73H0V77H2L1 79H3V80H1L0 79V83L1 84H5L4 86L5 87H7V85H8V82H10V85H11V83H14V85L12 84L11 85V88H12V86H13V88L11 89H9L8 90V93H7V88H9V87H7V88H5V87H2L3 85H1V87H0V89L1 88H5L6 89V91H5V93H1V90H0V97H2L1 95H3V98H0V100L1 99H4V97H5V99H6V101L9 103H7L6 101H5V103L3 102V100L2 101H0V115H1V117L3 118H1V120H5V118L4 117H6L7 118V120H10V121H8V122H10V123H8L7 121H5L6 123H7V125L5 124V123H3V124H5V125H2V127L3 126H8L9 124L11 125V123L12 122H15L16 120H14L13 121V118L14 117H22V115L25 117V115H26V117H25V120L26 121H31V122H27L26 123V121H24L23 119V117H22V120L26 123V125L28 124V125H35L32 129H31V127L30 126H23V127H29V129L32 131V130H35L34 132H36V131H38L36 128H40V123L39 122H37V119H36V117H33V116H31L30 117V114L29 113H27V112H25V111H28V112H30L31 110H33L34 108H35V106H36V110H37V105H38V103L36 104L35 102L36 101H38L39 100V97H40V93L42 92V91H44V93L43 94H45V91L46 90H44L45 88H47V87H43V85H42V89L39 87V86H37V87H39L40 88V93L38 94V96L39 97H36V98H38V100L36 99V98H32V96L33 97H35L36 96V92L39 90V88H37L36 87V85H33L34 86V89H30L29 87H31V88H33V86L31 85V84H29L30 86H28V87H26V88H28V90H30V92L29 91H27L28 93H30V97L32 98V100H34V99H36V101H34V102H32V103H35V105H34V107L30 104V98L28 99V97H26L27 95L25 94V93H27V92H25L24 93V91H26V89L23 91V87L25 86V85H27L28 83L26 82V78L24 77L25 75H26V77H28L27 75H31V74H34V76L36 77L37 75H39V72L41 73V71L43 70V72H45L44 71V67L42 68V67H40L39 68V66H41L40 65V58L38 59V61L39 62H37L36 64V66H38V70H40V71H38V70H36V68H34V67H32V70L33 69H35V71L34 72H36V71H38V73H37V75H36V73H31L32 72V70H30L31 72L30 73H28V70L26 69L27 68V65H25L26 63H27V61H28V59L26 60V62H25V60L24 59H22V58H29V60H30V57H31V54L33 53L34 54V52H29V51H37V50H39V49H36L35 50V48H38V47H47V49L50 47V44L51 43H47V44H45V43H43V42H45L41 37H38V38H35V36L37 35V33H38V30L37 29H39V26L37 25V24H40V23H38V22H40V20L38 21V19L37 18H34V16H33V13L31 14ZM125 13H126V15H125ZM140 13V14H139ZM12 14V15H13ZM14 14V17L16 16ZM112 14V13H111ZM110 14V15H111ZM139 15V16H137V15ZM32 15V16H31ZM40 15V16H39ZM113 15H117L118 16V14H114V12H113ZM136 15V16H135ZM142 15H144V16H142ZM26 16V17H27ZM39 16V17H38ZM117 16H113V17H115V18H113L112 16H110L111 17V21L113 20V19H115V20H117ZM128 16H129V18H128ZM132 16H133V18H132ZM143 17V18H142ZM1 18V17H0ZM32 18L34 19V21L37 19V23H36V21H35V23H33L32 22ZM113 18V19H112ZM118 18V19H119ZM122 18H120L121 20H122ZM128 18V19H127ZM136 18V19H135ZM142 18V19H141ZM204 18V19H203ZM41 19V18H40ZM144 19V20H143ZM262 19V18H261ZM261 19H258V21H260ZM120 20V21H121ZM137 22H136V21ZM140 20V21H139ZM171 20V19H170ZM202 20H203V22H202ZM205 17H204V15H200L198 18H197V20H195L196 21V25H194V29H195V33H194V40L196 39L197 40V44H198V42H201L200 40H202L201 39V37H203V29H204V24H205ZM198 21V22H197ZM220 21V23H225L224 24V26H226L225 27V34H224V36H225V38L226 39H228V38H230V36H231V32L230 31H232L231 29V27H232V19L230 18V16H229V14H227V11L225 10V9H222V11H220V18L218 19V22ZM112 22H115V21H112ZM116 22H118V21H116ZM115 22V23H116ZM122 22H123V20H122ZM124 22H123V25H124ZM135 22V23H134ZM138 22H139V24H138ZM191 22V21H190ZM35 24L36 25V27L38 26V28L35 30L33 27H35V26H33V24ZM134 25H133V24ZM181 23V24H180ZM184 23V24H183ZM199 23H201V24H199ZM204 23V24H203ZM260 23V24H259ZM259 23H256L257 25H256V27L258 28V29H261V31H260V34H259V36H258V41H259V38H261V35H263L264 34V17H263V19L259 22ZM118 24H121L120 22H118ZM138 24V25H137ZM171 24H172V26H171ZM263 24V25H262ZM117 25V24H116ZM182 25V26H181ZM183 25H186V26H183ZM198 25V26H197ZM150 26V27H149ZM202 26V27H201ZM184 27V28H183ZM260 27V28H259ZM262 27V28H261ZM130 28V29H129ZM133 30H132V29ZM136 28V29H135ZM202 28V29H201ZM230 28V29H229ZM258 29H257V31H258ZM35 30V31H34ZM124 30V31H123ZM135 30V31H134ZM136 30H137V32H136ZM149 32H148V31ZM153 30V31H152ZM181 30V31H180ZM144 31H147V32H145L144 33ZM196 31H197V33H196ZM122 32V33H121ZM230 32V33H229ZM125 33V34H124ZM146 33L148 34V35H146ZM184 33V34H183ZM200 33V34H199ZM261 33H263V34H261ZM36 34V35H35ZM86 34L88 35L87 37H85L86 36ZM159 34V33H158ZM182 34V35H181ZM197 34V35H196ZM199 34V35H198ZM3 35V36H2ZM150 35V36H149ZM202 35V36H201ZM6 36V37H5ZM95 36V37H94ZM110 36H114V37H112V38H110ZM118 36H119V38H121L119 41H116L115 39L116 38H118ZM125 36V37H124ZM180 36V37H179ZM198 36H199V38H198ZM7 37H9V38H7ZM37 37V36H36ZM94 37V38H93ZM85 38V39H84ZM88 38V39H87ZM109 38H110V40H109ZM144 38V39H143ZM178 38V39H177ZM182 38V39H181ZM263 38H264V36H263ZM12 41H10V40ZM67 38H65L63 41L64 42H66V41H68V39L66 40ZM181 39V40H180ZM262 39V38H261ZM260 39V40H261ZM21 40V41H20ZM42 40V41H41ZM101 40V39H100ZM109 40V41H108ZM118 40V39H117ZM146 40V41H145ZM173 40V41H172ZM2 41H0L1 43H2ZM42 42L43 43V45L40 43V42ZM62 41V44H60L59 46H61L60 48H61V50H66V49H69L68 47H70V49L72 48V46H70L69 44H67V42L66 43H64ZM179 41H180V43H179ZM258 41L256 42L255 41V43H257V45L259 44L258 43ZM86 42V43H87ZM138 42H139V44H138ZM0 43V44H1ZM19 43H21L20 45H19ZM69 43V42H68ZM103 43V44H104ZM135 43V47H133V44ZM146 43V44H145ZM177 43H179V44H177ZM254 43V45L253 46H255L256 44ZM47 45V46H45V45ZM82 44V43H81ZM100 44V47H98L99 49H97V47H96V45L98 46ZM119 44V45H118ZM122 44V45H121ZM142 44H144V46L142 45ZM171 44H173L172 46H171ZM2 45V44H1ZM52 45V44H51ZM65 45H67V46H65ZM102 45V46H101ZM141 45L143 46V47H141ZM180 45H182V47L180 46ZM21 46H23V47H21ZM29 46V47H28ZM53 46V45H52ZM54 46H56V47H54ZM52 48L50 47V55H51V53H53L54 52V50L56 49H58L59 47H57L58 45H54ZM89 46V47H88ZM120 46V47H119ZM138 46V47H137ZM170 46V47H169ZM252 46V47H253ZM21 47V48H20ZM27 47V48H26ZM79 47H80V49H79ZM139 49H137V48ZM12 48V47H11ZM24 48H26L24 51H23V49ZM53 48H54V50H53ZM60 48H59V50H60ZM65 48V49H64ZM93 48V49H92ZM108 48H110V47H108ZM120 48H121V50L122 51H124V52H120L119 50H120ZM131 48V49H130ZM136 48V49H135ZM141 48H144V49H141ZM183 48V49H182ZM184 48H185V50H184ZM254 48V47H253ZM255 48H258L257 46H255ZM21 50V51H18V50ZM53 50V52H51L52 50ZM84 49V50H83ZM86 49V50H85ZM89 49H91V50H89ZM133 49H135V50H133ZM170 49V50H169ZM179 49H182L181 51L179 50ZM247 51H246V50ZM29 50V51H28ZM49 50V49H48ZM55 50V51H56ZM95 50V51H94ZM189 50H190V47H189ZM23 51V52H22ZM28 51V56L30 55V57H25L26 55H27V53L26 52ZM67 51H70L71 52V50H67ZM77 51H78V53H77ZM80 51V52H79ZM113 53H112V52ZM118 51V52H117ZM156 51H158V49H156ZM171 51V52H170ZM180 51V52H179ZM187 52V53H185V52ZM18 52V53H17ZM96 52H97V55H96ZM110 52V53H109ZM116 52V53H115ZM135 52V53H134ZM141 52V53H140ZM179 52V53H178ZM248 52H250V53H248ZM19 53H21L20 55V57H19ZM22 53H24V54H22ZM26 53V54H25ZM80 53V55H82ZM95 53V54H94ZM139 53V54H138ZM145 55H144V54ZM147 53H150V54H148V55H146ZM160 53V54H159ZM197 53V54H198ZM202 53V54H201ZM17 54V55H16ZM87 54H89V55H87ZM93 54V55H92ZM117 54H118V56H117ZM129 54V55H128ZM135 54V55H134ZM136 54H137V56H136ZM15 55V56H14ZM23 55H24V57H23ZM96 55V56H95ZM103 55H105V56H103ZM131 55H133V56H131ZM140 55V56H139ZM158 55V57H160L161 55H162V57H161V59L163 60L164 58H166L165 60H161L160 58H158V57H156V56ZM160 55V56H159ZM249 55V56H248ZM33 56V55H32ZM46 56H48V57H50L49 55H46ZM116 56H117V58H116ZM123 56V57H122ZM127 56H129L128 58V60H127ZM144 56V57H143ZM146 56V57H145ZM203 56V57H202ZM256 56V55H255ZM19 57V58H18ZM22 57V58H21ZM45 57V56H44ZM53 56H51L50 58H51V62L50 61H48L49 60V58H46V59H48V60H46V61H48L49 63H51V65H48L49 67H50V71H51V68L54 66H52V63L54 62V60L55 59H53L52 58ZM86 57V58H87ZM104 57V58H103ZM140 57V58H139ZM154 57H156V58H154ZM185 57V58H184ZM44 58V59H45ZM169 60H168V59ZM175 58V59H174ZM20 59V60H19ZM22 59V60H21ZM42 59H43V57H42ZM43 59V60H44ZM122 59V60H121ZM181 59V60H180ZM183 59V60H182ZM200 59V60H199ZM203 59H204V61H203ZM13 62H12V61ZM24 60V61H23ZM43 60H42V62H43ZM52 60H53V62H52ZM87 60H89L88 58H87ZM133 60V61H132ZM154 60V61H153ZM199 60V61H198ZM4 61H6V60H4ZM17 61L18 63V65L15 63V62ZM23 61V64L21 65V62ZM112 61H113V63H112ZM129 61V62H128ZM152 61V62H151ZM160 63H159V62ZM181 61H183V62H181ZM185 61V62H184ZM248 61V62H247ZM12 62V63H11ZM25 62V63H24ZM41 62V63H42ZM45 62V61H44ZM43 62V63H44ZM47 62V63H48ZM126 62H128V66H127V63ZM154 62H156V63H154ZM157 62H158V65H156L157 64ZM163 62H164V64H163ZM165 62H167V63H165ZM205 62V63H204ZM10 63V64H9ZM46 63V64H47ZM89 63H91V61H89V62H87L86 63V66L88 65V67H89ZM93 63L90 65L91 67L90 68H92L93 67V69L95 68L96 69V67H97V69H98V71L100 72L101 70L100 69H102L103 71H107V68H108V66L106 67H102V66H98L97 64L95 65V67H94V65H93ZM106 63V62H105ZM123 63V64H122ZM138 63V62H137ZM144 63V64H143ZM148 63V64H147ZM150 63V64H149ZM183 63V64H182ZM186 63H189V64H186ZM226 63V64H225ZM46 64L44 65L43 64V66H46ZM107 64V63H106ZM133 64V63H132ZM131 64V65H132ZM146 64V65H145ZM193 64V65H192ZM206 64V65H205ZM16 65V66H15ZM29 65V64H28ZM108 65V64H107ZM140 65V66H141ZM161 65H162V67H161ZM221 65V66H220ZM248 65V66H249ZM7 66H8V68H7ZM13 66H15V68L14 69H12L13 68ZM23 66V67H22ZM26 66V67H25ZM45 67L46 69L48 68V70H49V67ZM52 66V67H51ZM166 66V67H165ZM184 66V67H183ZM187 66V67H186ZM16 67H18V68H16ZM88 67H87V70H89L88 69ZM128 67V70L126 69L125 70V68H127ZM143 67L141 68V70H143ZM29 68V67H28ZM106 68V69H105ZM120 68V70H118ZM164 68V69H163ZM184 69V71L185 70H188V72H189V70H194L193 72H197L196 74L198 75L199 74V76L201 75V73L204 75L205 73H207V74H205V76H207L206 77V80H205V83H207V84H205V83H203V82H201V83H203V84H197L196 86H197V90H195L196 91V94H197V92H198V94L196 95V97H198V98H196L195 99V104H197L196 106H195V104H194V106L195 107H193V110L194 111H192V114L193 115H191L192 117H189L191 120L189 121V122H187V125L188 126H185V128H184V132H187V133H184L183 132V134H185V138H183V139H185L184 141L185 142H179V140H180V138H179V140L177 141L176 140V142H171L172 141V135L175 133V130H176V127H177V123H178V121H176V120H178V113H176L177 112V110H179L180 109V102L178 101V99H176L177 97L179 98V94H181L182 92V90L181 89H183V83L184 82H182V79H180V81H179V79L177 80V82H175V84L176 85H178V87L177 86H175L174 85V87L173 86H171L170 87V85L172 84V81H171V76H174V71L175 72H177V71H180V70H183ZM216 68V69H215ZM20 69V70H19ZM21 69H22V72H21ZM25 69V70H24ZM29 69H31V67L29 68ZM97 69L96 70H94L95 71V73H93V71H91L92 69H90V71H89V74H95V75H99V74H97V73H99V72H96L97 71ZM123 69L125 70L124 72H123ZM146 69L148 70V68L146 67V68H144V72L146 73H144L143 71V73H140L139 74V80L137 79V81L136 82H138V83H136V86H133V88H132V90H131V88H130V90L128 89V91H129V93L126 91V93H125V97H123V98H126V97H130V100H131V98H135V97H137L138 95L139 96H142V94L144 93V90H145V86H146V80H143V78H141L140 77V75L141 74H144L145 75V77H146V75H147V71H146ZM175 69V70H174ZM19 70V71H18ZM47 70V71H48ZM71 70V69H70ZM70 70H69V72H70ZM86 69H85V71H87ZM109 70V68H108V71H110ZM122 70V71H121ZM173 70V71H172ZM177 70V71H176ZM240 70H242L241 68H240ZM17 71V72H16ZM25 71L27 72L26 74H25ZM49 71V73L48 72H46V73H44V75L48 78V76L47 75H50V77L51 76H53L52 74H51V72ZM102 71V73H106V72H103ZM108 71H107V73H108ZM140 71V70H139ZM204 71H205V73H204ZM24 72V73H23ZM53 72V71H52ZM90 72H92V73H90ZM122 72H123V74H122ZM170 74H169V73ZM173 74H172V73ZM233 72V73H232ZM245 72V74H243ZM48 73V74H47ZM54 73V72H53ZM68 73V72H67ZM101 73V72H100ZM215 73V74H214ZM1 74H3L2 76H1ZM12 74V75H11ZM14 74V75H13ZM23 74V75H22ZM71 75L73 74V71H72V73H70ZM87 74H88V71H87ZM86 74V75H87ZM88 74V75H89ZM104 74H100L101 75V77L104 75ZM119 74H120V76H119ZM167 74H169V75H167ZM212 74V76H210ZM233 74V75H232ZM68 76L67 77H69V73L67 74ZM88 75H87V77L86 78H84L83 80H82V82L84 81V83H85V81L88 83L89 81V79L88 78H90L91 80H90V84L88 83V84H86V85H93L94 84V81L95 80H97L98 79V81H96L97 83L99 82V80H100V76H95V75H93V77L91 76V75H89V77H88ZM122 75V76H121ZM144 75H141V76H144ZM248 75V77H246ZM15 78H13V77ZM33 76V75H32ZM40 76H42V77H44L43 76V74L41 73V75H39V77L37 76L36 78H37V80H38V78L40 79L41 77ZM91 76V77H90ZM119 76V77H118ZM202 76V75H201ZM208 76L210 77V79H207L208 78ZM216 76H214V77H216ZM236 76V77H235ZM256 76V78H259L257 75H255ZM67 77H66V79H67ZM96 77V78H95ZM144 77V79H147V78H145ZM5 78V79H4ZM11 78V79H10ZM25 78V79H24ZM30 78V80L28 81L29 83H32V84H34V81H35V79H33V77H32V82H31V77H29ZM28 78V79H29ZM45 78V77H44ZM43 78V79H44ZM71 78V77H70ZM117 78H118V80L120 79V81H118L117 80ZM145 82H143V83H141V79ZM238 78V79H239ZM245 78V79H244ZM9 79V80H8ZM51 79V80H50ZM48 78V80L49 81H51V83H54V82H52L55 78ZM71 79H73V78H71ZM71 79H67V80H63L62 81V83H60V84H62L63 86H68L67 88H71L70 86L72 85L71 83H72V81L70 82V80ZM85 79H88V80H85ZM112 79H113V81H112ZM169 79V80H168ZM264 79V78H263ZM5 80V81H4ZM15 80V81H14ZM24 80V81H23ZM41 80V79H40ZM44 80H47V79H44ZM68 80H69V82H68ZM163 80H164V78H163ZM240 80V79H239ZM246 80H245V82H246ZM8 81V82H7ZM18 81V82H17ZM20 81V82H19ZM42 81V80H41ZM81 81V80H80ZM79 81V82H80ZM118 83L119 82V84L118 85H115V83L116 82ZM169 81V82H168ZM184 81V80H183ZM264 81V80H263ZM27 83V84H25L24 86L22 85L23 83ZM37 82V85H38V82L39 81H35V83ZM45 81H42V82H40L41 84H43ZM47 82V81H46ZM64 82H66L67 84H69V85H64ZM79 82H77L78 84H79ZM82 82H80V85H79V89H77V91L75 92V94L76 93H79V94H76L75 95V97H74V99H73V102H76V96H78V95H80V94H82V93H84V94H82L81 96H78V98H77V100H79V101H77L76 102V109L74 110V108H73V106H72V108L70 109L71 111H76V110H78V109H80L81 107H86V109H84V108H82V110L84 109V111H86L87 110V106H86V103H92L91 101H92V98H90L92 95H93V90L96 88V86L95 85H97V84H94L91 88H89V86L88 87H84L83 86V83ZM167 82V83H166ZM179 82V83H178ZM244 81L243 82H241L240 84V88L242 87V88H244L246 85V83H245ZM48 83H49V85H48ZM47 84H46V86H48V88H50V82H48ZM108 83V84H109ZM182 83V84H181ZM7 84V85H6ZM22 85V87H21V85ZM40 84V85H41ZM44 84V85H45ZM84 84V85H85ZM107 84V85H108ZM140 84L142 85V87H139L140 86ZM164 84V85H163ZM181 84V85H180ZM10 85H8V86H10ZM15 85H17V87H15ZM52 85V84H51ZM61 85V86H62ZM82 85V86H81ZM107 85H106V87H107ZM135 85V84H134ZM137 85H139V86H137ZM166 85V86H165ZM169 85V86H168ZM199 85V86H198ZM63 86L61 87V88H63ZM80 86L81 87H84V90L86 91V89H88L89 88V91L90 90H92L91 92H84V90H81V88H80ZM143 86H144V88H143ZM38 89L36 92H34L35 91V89L36 88ZM65 87L63 88L64 89V91L61 89V96L60 97H62V96H64V95H62V93H67L68 91L65 89ZM108 87H110L111 89H105V91L106 90H108L109 92H104V94H103V96L105 95V97L104 98H107L106 96H108V94L109 93H111V95L110 96H112V94L114 95V93H116L115 91H117V90H115L114 88H112L111 87V84H109L108 85ZM136 87H138V88H136ZM199 87V88H198ZM19 88H21L22 89V92H21V94H25L24 95V98H23V96L21 95L20 96V89ZM47 88V89H48ZM51 88H52V86H51ZM93 88V89H92ZM159 88V89H160ZM168 88V89H167ZM170 88V89H169ZM171 88H173V89H171ZM180 88V89H179ZM240 88H239V91H241V90H243L242 88H241V90H240ZM83 89V88H82ZM137 89V90H136ZM144 89V90H143ZM2 90H4V89H2ZM10 90H14V91H10ZM20 90V91H19ZM112 90H113V92H112ZM115 90V91H114ZM143 90V91H142ZM174 90H177L178 91V93H177V91L175 92ZM206 90V91H205ZM17 91H19V92H17ZM49 91V90H48ZM63 91V92H62ZM88 91V90H87ZM95 91V90H94ZM131 91H133L132 93H131ZM138 91V92H137ZM141 91H142V93H141ZM173 91V92H172ZM244 91V90H243ZM3 92V91H2ZM16 92H17V94H16ZM50 92V91H49ZM135 92V93H134ZM160 92H162V93H160ZM171 92V93H170ZM181 92V93H180ZM204 92H205V94H204ZM242 92V91H241ZM241 92H240V94H241ZM27 93V94H28ZM48 92L46 91V94H47ZM88 93H90L91 94V96H89L90 94H88ZM108 93V94H107ZM141 93V94H140ZM177 94V96H175L176 94ZM5 94H7V96L8 97H6V95ZM35 94V95H34ZM49 94V93H48ZM107 94V95H106ZM174 94V95H173ZM239 94V95H240ZM42 95V94H41ZM88 95V96H87ZM127 95V96H126ZM132 95H135V97L134 96H132ZM137 95V96H136ZM172 96V98H171V96ZM253 95V94H252ZM28 96H29V94H28ZM58 96V97H59ZM155 96V97H156ZM242 96V97H241ZM10 97V98H9ZM21 97V98H20ZM27 99H26V98ZM51 99H53L52 97H54V96H52V95H50L49 96ZM58 97H56L55 96V99L54 100H58L57 102L55 101L54 103L53 102H51L50 101V107H53L52 109H51V111L52 110H56V112L57 111H59L60 110V108H59V110H57L58 109V106H56V104L57 105H59L60 104V102H59V100L61 99V98H58ZM109 97V96H108ZM160 97V98H159ZM20 98V99H19ZM88 98H89V101H87V102H83L84 100H88ZM103 98V99H104ZM140 98V97H139ZM176 100H175V99ZM239 98V97H238ZM244 99V97H243V95L241 94L240 95V99H239V101H238V104H236L237 105V107H236V109H235V113L233 112V117L231 118V126H230V130H234V127H232V126H235L234 124V122H236L235 120L237 119V117L239 116H243L242 114L244 113H242V111H243V109H242V107H243V99ZM251 99V103L249 104V107H250V109L252 110H250L251 112H252V117L254 118L255 117V115L256 114H258V113H256V111H257V109H258V111L260 110V111H262V106H263V104H261L262 106H260V107H258L257 108V106L255 105L256 104V101H255V98H256V96H255V98H254V95L252 96V97H250ZM8 99V100H7ZM23 99V100H22ZM26 99V100H25ZM102 99V100H103ZM110 99V98H109ZM138 99V98H137ZM174 99L175 101H177V102H175V101H172V100ZM201 99V100H200ZM29 100V101H28ZM105 100V99H104ZM104 100L102 101V102H104ZM125 100V99H124ZM123 100V101H124ZM127 100H129L128 98H127ZM10 101V102H9ZM61 101V100H60ZM106 101V100H105ZM126 101V100H125ZM198 101V102H197ZM243 101V102H242ZM26 102H29V105H28V103H26ZM39 102V101H38ZM81 103V104H79V103ZM94 103H97V102H95V101H93ZM170 102L172 103V106H173V108H172V106H171V104H170ZM174 102V103H173ZM200 102V103H199ZM242 102V103H241ZM7 103V104H6ZM59 103V104H58ZM83 103L85 104L84 106H81L80 107V105H83ZM98 103H99V101H98ZM98 103L96 104L97 106H93V109L92 108H89V111H88V113L89 112H91V109H92V113L91 114H94L95 113V111H98V114L100 113V109H102L101 107H103L104 108V110H105V108H110V106H108V105H105V106H103V103H102V105L100 104V105H98ZM101 103V102H100ZM141 103V104H140ZM170 105H169V104ZM175 103H176V106H178V107H176L175 106ZM177 103H179V104H177ZM199 103V104H198ZM254 103V104H253ZM55 104V106H53ZM73 104V103H72ZM79 104V105H78ZM140 104V105H139ZM174 104V105H173ZM2 105V106H1ZM11 105V106H10ZM30 105H31V107H30ZM75 105V104H74ZM80 107H78V106ZM88 105V104H87ZM91 105H93V103L91 104ZM91 105H89V106H91ZM169 105V106H168ZM255 105V106H254ZM8 106V107H7ZM138 108V109H136V107ZM171 106V107H170ZM55 107H57L56 109H54ZM59 107H60V105H59ZM170 108V110L171 111H169L170 113H169V115H165L166 114V110H167V108ZM12 108V109H11ZM78 108V109H77ZM142 108V109H141ZM154 108V109H153ZM164 108V109H163ZM178 108V109H177ZM7 109H8V112H10V115H9V113L8 112H6L7 111ZM15 109V110H14ZM107 109V110H108ZM110 109H112V107L110 108ZM173 109H174V111H173ZM176 109V110H175ZM239 111H238V110ZM21 110V111H20ZM30 110V111H29ZM81 110V109H80ZM80 110L79 111H76V113H74V115H76V116H74V117H76V120H74L75 118L73 117V115H72V118L70 119V122L73 120V123L75 122V121H77V115H79V114H81V112L83 113L84 111H81L80 112ZM94 110V111H93ZM103 110V109H102ZM107 110H105V112L107 111ZM113 110V111H112ZM112 110H110V113H109V110H108V114H111V112H112V114H114V112L116 113V111H115V108H113ZM118 111H119V109H117ZM165 110V111H164ZM2 111V112H1ZM3 111H5V112H3ZM24 111V113H22ZM34 111V110H33ZM38 111V110H37ZM142 111V114H140V112ZM150 111V112H149ZM176 111V112H175ZM11 112H15V114H13L12 115V113ZM139 112V113H138ZM144 112V113H143ZM149 112V113H148ZM238 112V113H237ZM250 112V113H251ZM254 112H255V114H254ZM5 114V116L4 115H2V114ZM7 113H8V115H9V117L10 118H8V116H7ZM17 113V114H16ZM22 113V114H21ZM73 113H71V114H73ZM88 113L86 114L85 113V115L87 116L88 115ZM97 113V112H96ZM102 113H103V111H102ZM135 113H137V114H135ZM145 113H147V114H145ZM151 113V114H150ZM196 113V114H195ZM237 113V114H236ZM260 113V115L258 114V115H256L257 117H255V119H253L252 117V121H253V123H254V126H252V128H250L249 130H248V132H250V134H248V132H247V134L249 135V136H245V139H248V140H245L244 141V147L245 146H247L246 147V149L244 148L243 150H244V153L243 154H246L245 153V151L246 152H248L247 151V148H248V146H249V148H251V145L253 146V147H255L256 148V151H254L253 150V153L254 152H256L255 154H257L258 155V157L260 158H263L264 157V150H263V148H264V131H260V129H258V127H260V121L263 119L262 118V113L261 112H259ZM111 114V115H112ZM139 114V115H138ZM145 114V115H144ZM149 114V115H148ZM241 114V115H240ZM12 115V116H11ZM90 115V114H89ZM89 115L87 116V119L86 120H88V119H90L89 118ZM96 115V114H95ZM94 115V116H95ZM106 115L107 114H104V116L106 117ZM110 115V116H111ZM127 115H129V119H132V118H137L136 116H139V123L142 121V118L144 117V118H146V119H148V120H145L144 118H143V122H141V126L139 125H137L138 127H136V128H138V130L139 129H141V130H139V132L137 131V129L135 128V130L137 131H135V132H132L131 131V133L132 134H134V135H130L129 134V137H128V139L126 140H122L123 139V137H124V132H125V130H123V129H126V127L130 124V120L128 119V117H127ZM135 115V117H133ZM152 115V116H151ZM173 115V116H172ZM195 115H196V117H195ZM234 115H237V116H234ZM254 115V116H253ZM4 116V117H3ZM109 116V117H110ZM142 116V117H141ZM146 116V117H145ZM149 116V117H148ZM164 116H165V118H164ZM167 116H168V118H167ZM177 116V117H176ZM70 117V116H69ZM93 117V116H92ZM91 117V118H92ZM108 117V116H107ZM106 117V118H107ZM108 117V118H109ZM171 117V119H169ZM261 117V118H260ZM126 118V119H125ZM167 118V119H166ZM174 120H173V119ZM177 118V119H176ZM188 118V119H189ZM195 118V119H194ZM11 119H12V122H11ZM19 119H21V118H19ZM18 119V120H19ZM165 119V120H164ZM259 119H261V120H259ZM36 120V121H35ZM107 120V119H106ZM163 121V122H162ZM164 121H166V122H164ZM170 121V122H169ZM256 121V122H255ZM259 121V122H258ZM263 121V120H262ZM1 122V121H0ZM161 122V123H160ZM35 123V124H34ZM72 123V122H71ZM76 123V122H75ZM74 123V124H75ZM138 123V124H139ZM165 123V124H164ZM168 123V124H167ZM258 123H260V124H258ZM126 124V125H125ZM166 124H167V126H166ZM195 124V125H194ZM186 125V124H185ZM37 126V127H36ZM143 126V127H142ZM156 126H157V128H156ZM166 127L169 131H166L167 129H163L162 127ZM168 126H170V127H168ZM1 127V128H2ZM36 127V128H35ZM142 127V128H141ZM164 127V128H165ZM190 127H191V129H190ZM8 128V127H7ZM7 128L5 129L4 127H3V129L4 130H2L1 129V131H0V139H1V135H5V130H7ZM65 128H67V127H65ZM65 128L64 129H62L61 131H62V134L65 132ZM187 128V129H186ZM233 128V129H232ZM25 129V128H24ZM75 129V128H74ZM73 129V130H74ZM159 129V130H158ZM162 129V130H161ZM257 129V130H256ZM30 130H24V133H25V131L26 132H29ZM69 130V129H68ZM67 129H66V131H68ZM71 130V129H70ZM73 130L70 132V134L71 133H74L73 132ZM252 131V133H251V131ZM254 130V131H253ZM263 130V129H262ZM4 131V132H3ZM30 131V132H31ZM152 131H153V133H152ZM161 131H163V133H161ZM259 131V132H258ZM76 132V131H75ZM155 132V133H154ZM174 132V133H173ZM233 132V131H232ZM228 133L229 134V136H228V139L230 140H228V142L226 143L228 146H227V149L225 150L226 152H227V154L228 155H226L227 157H225L226 158V160H225V165H224V169H226L225 171H223V181H222V179L220 180V191H222V193H223V195H222V193L221 192H219L220 193V197H219V200H225L224 201V203L223 202H221L220 201V203H222V207H224L223 208V210H225L224 212L226 213H220L221 214V216L219 217H217V219L215 220L218 224H221V222H223L221 225H218L217 224V227H216V222H215V226L213 225V226H211V228H210V230H209V232L210 233H207V235L209 236H207L206 238L207 239H205V240H207V241H204V243L202 244V246H200V248H199V246L198 247H196V248H194L193 249V252H192V254L193 255H191L192 257L191 258H193L192 259V264H206L208 261H209V259H211L214 255H215V252H214V248H215V246H217V244L218 243H221V242H223V245H227L228 247L227 248H225L226 247V245L224 246V251L227 249H231V246H232V243H233V248L235 249V250H233V248L231 249L232 251V253H233V251H234V253L236 254H234V261H235V264H246L247 262L249 263H251L252 264V262H254V264L256 263V261H258V258H260L262 255H261V253H262V251L260 252L259 250L260 249H258V254H260V255H258V254H256V255H254L255 256V260H252L253 259V257H252V255H249V256H251L252 257V259L251 258H249V257H247L248 259H246L245 260V258L244 259H241L240 258V256H241V253L240 252H242L243 253V248L244 247H246V244H244V246H241V244H243V242L244 243H246V242H248V240H249V238L251 239L252 237H250V236H252V234L253 233H257V237L259 238H257L255 241H257L258 242V244H257V242L255 243L256 245H257V247L261 244L260 242H261V237L263 238L264 237V229L262 230L261 228H264V224H262V223H264V208H262V206L264 207V195H263V197H261L260 196V202H259V200L258 201H256V203H255V201H254V203H253V205L249 202L250 200H251V202L253 201V199H250L251 198V196L253 195L252 194V192H251V196H249L248 194H247V187H244L245 186V184H247V182H245L244 180H246L247 181V179H244V178H247L246 176H251L252 178L254 177V174H256V171L258 172H260V170L262 169L260 166V163H259V158L257 157H255L256 155L255 154H253V156L251 157V158H253L254 157V159H248V160H252L251 162L250 161H247V158H249V157H247L246 159H243V160H245V161H247V167L249 168V166H250V169H248L247 167H246V164H245V166L244 167H246L248 170V172L246 171V169L244 170L242 167L243 166H241L239 169H238V173H237V178H234L233 176H234V174L232 173L233 171H231L232 169L234 170V168L237 166V165H235L234 164V166H233V164H232V162H234L235 160L233 159V158H235L234 157V155H233V152H235V151H233V150H235L234 148H235V141H234V139H232V137H234V136H232V135H234L233 133ZM254 132H255V134H254ZM260 132H262V133H260ZM32 133H33V131H32ZM32 133H29L30 135L32 134ZM61 133V132H60ZM65 133H67V132H65ZM161 133V134H160ZM165 133H166V135H165ZM215 133H216V131H215ZM215 133H213L212 134V137L213 138H210V143H209V149L211 148V151H209L208 152V154H207V158L206 159H209L211 156H212V154L213 153H219L218 152V150H216V147H218V142H217V134H215ZM261 135H260V134ZM70 134H68L69 136H68V138H70V139H72L73 138V136H72V138H71V135ZM75 134V133H74ZM77 134V133H76ZM75 134V135H76ZM140 134V135H139ZM170 135V137H169V135ZM190 134H191V136H190ZM246 134V135H247ZM259 134V135H258ZM26 135H27V133H26ZM30 135H29V137H30ZM73 135V134H72ZM74 135V136H75ZM151 135H152V137H151ZM164 137L163 139L160 137ZM189 135V136H188ZM214 135V136H213ZM25 136V135H24ZM28 136V135H27ZM123 136V137H122ZM131 136V137H130ZM134 136V137H133ZM215 136H216V138H215ZM232 136V137H231ZM259 136V137H258ZM76 137V136H75ZM75 137L73 138V139H75ZM122 137V138H121ZM155 137V138H154ZM189 137H190V139H189ZM262 137V138H261ZM2 138H4V136H2ZM77 138V137H76ZM259 138V139H258ZM119 139V140H118ZM159 139H160V141H159ZM161 139H162V141H161ZM168 139H170V140H168ZM263 139V140H262ZM67 140H69V139H67ZM122 140V141H121ZM132 140V141H131ZM134 140V141H133ZM143 140V141H142ZM151 141V142H149V141ZM120 141V142H119ZM128 141V142H127ZM149 143H148V142ZM164 141V142H163ZM167 141H168V143H167ZM181 141V140H180ZM216 141V142H215ZM233 141H234V144H233ZM122 142V143H121ZM124 142V143H123ZM127 144H126V143ZM130 142V143H129ZM190 142V143H189ZM249 142V143H248ZM117 143H118V146H117ZM134 143V144H133ZM158 143H161V144H165L164 146L163 145H158ZM173 143H175V144H173ZM215 143V144H214ZM253 143V144H252ZM69 144H70V142H69ZM121 144V145H120ZM123 144V145H122ZM147 144V145H146ZM149 144V145H148ZM179 144V145H178ZM181 144V145H180ZM217 144V145H216ZM68 145V144H67ZM66 145V146H67ZM125 145V146H124ZM137 145H139V146H137ZM211 145V146H210ZM213 145H215V146H213ZM232 145H233V148H232ZM256 145V146H255ZM257 145H260L261 147L259 148V147H257ZM263 145V146H262ZM66 146H65V148H66ZM69 146V145H68ZM67 146V147H68ZM151 146V147H150ZM158 146H161L162 147V149H161V147H159V149H158ZM189 146V147H188ZM140 147V148H139ZM145 147H148V148H145ZM212 147L213 148H215V152H214V150H212ZM226 147V146H225ZM64 148V149H65ZM165 148V149H164ZM258 148V149H257ZM139 149V150H138ZM252 149V148H251ZM262 149V150H261ZM151 150V151H150ZM178 150V151H177ZM258 150V151H257ZM133 151V152H132ZM134 151H135V153H134ZM139 153H138V152ZM143 151V152H142ZM144 151H146V162L149 164V165H147L148 167L146 168V174H148L147 175V178H146V183L145 184H149L148 186H144L145 187V189H143V190H145L143 193H142V195L141 196H143V199H141L140 200V198H142V197H139V200L137 199L138 197H137V195H135V193H136V190H137V185H138V180H139V174H137V172L139 171L140 172V170H141V163L142 162H140V161H142V158L141 157H143L142 155H144L145 153H144ZM149 151V152H148ZM164 151V152H163ZM169 151V152H168ZM181 151V152H180ZM229 151V152H228ZM171 152V153H170ZM210 152H213L211 155H209L210 154ZM230 152H232V153H230ZM243 152V151H242ZM181 153V154H180ZM184 153H186V154H184ZM177 154V155H176ZM178 154H180V155H178ZM214 154V155H215ZM131 155V156H130ZM135 155V156H134ZM153 155V156H152ZM209 155V156H208ZM230 155V156H229ZM232 155V156H231ZM248 154H246L245 155V157L247 156ZM148 156H150V157H148ZM165 156V157H164ZM180 156V157H179ZM217 156V155H216ZM158 157V158H157ZM215 157V156H214ZM230 157H232V158H230ZM243 157H244V155H243ZM244 157V158H245ZM155 158V159H154ZM164 158V159H163ZM175 158H176V161H175ZM180 158V159H179ZM185 158V159H184ZM231 159V161L230 160H227V159ZM261 158H260V160H261ZM178 159V160H177ZM157 160H159L158 162H157ZM162 160V161H161ZM232 160H234V161H232ZM156 161V162H155ZM165 161H167V162H165ZM228 163H227V162ZM229 161H230V163L231 164H229ZM245 161H242L241 160V162H240V164H243ZM45 162H47L46 161V159H45V161L43 160L42 162H41V166H44V167H46V165L48 164L49 165V163H47V164H45ZM137 162V163H136ZM164 162V163H163ZM243 162V163H242ZM255 162V163H254ZM139 163V164H138ZM152 163H153V165H152ZM167 163V164H166ZM175 163V164H174ZM226 163H227V165H226ZM251 165H250V164ZM249 164V165H248ZM47 165V166H48ZM139 165H141V166H139ZM173 165V166H172ZM231 166V168L232 167H234V168H232V169H229V167ZM244 165V164H243ZM256 165V166H255ZM41 166L39 167H37L36 169H35V173H37L36 171H40V173H38L37 174V176H39V177H37L36 176V174L34 175V178H33V180H36V179H41V173H42V177L44 178V172H46V171H43L44 170V168H41ZM63 166V165H62ZM62 166H60V167H62ZM70 165H67V168H66V165L65 166H63L62 167V170H61V168L60 167H58V171H59V169H60V171H59V173L57 174V173H53V176H51V177H53L54 178V180H53V178H52V181L50 180V182H51V184H53V185H50V186H52V188H51V190L50 191H52L53 190V188L55 187V189L54 190H56V187H57V191L59 192V193H61V195H63V193H67V191H68V189H69V187H70V184H71V182H70V184H69V182H68V177L70 178H72V176H68L67 174V171H69V167ZM81 166V165H80ZM114 166V167H113ZM151 166V167H150ZM167 166V167H166ZM227 166V167H226ZM112 167V168H111ZM116 167V168H115ZM161 167V170H159V168ZM163 167V168H162ZM238 167V166H237ZM41 168L42 170H39V169ZM49 168V167H48ZM64 168V169H63ZM66 168V169H65ZM125 168V169H124ZM134 168V169H133ZM227 168H228V170L229 171H227ZM38 169V170H37ZM68 169V170H67ZM121 169V170H120ZM138 169V170H137ZM140 169V170H139ZM148 169V170H147ZM163 169V170H162ZM165 169V170H164ZM243 169V170H242ZM45 170H46V168H45ZM65 170H67V171H65ZM118 170V171H117ZM119 170H120V172H119ZM150 170V171H149ZM156 170V171H155ZM239 170H240V174H239ZM251 170H253V172L251 171ZM13 171V170H12ZM56 171V170H55ZM62 171H64V172H62ZM108 171V172H107ZM155 173H154V172ZM169 171V170H168ZM175 171H176V173H175ZM178 171V172H177ZM243 171H246L247 172V174L245 173V172H243ZM252 173H251V172ZM57 172V171H56ZM62 172V173H61ZM138 172V173H139ZM153 172V173H152ZM167 172V171H166ZM230 175H232V176H229V174ZM258 172V173H259ZM13 172H11V174H12ZM64 173H65V176L67 177H63L62 176V174L64 175ZM162 174V175H159V174ZM251 173V174H250ZM260 173H262V171L260 172ZM55 174V175H54ZM60 174H61V176H60ZM116 174H119L118 176L120 177H118ZM121 174V175H120ZM125 174V175H124ZM150 174V175H149ZM156 174V175H155ZM177 174V175H176ZM227 174V175H226ZM60 178V184H59V179H58V181H56V179L58 178L57 176ZM134 175V176H133ZM155 175V176H154ZM240 175H241V177H242V175L244 176V177H242V178H240ZM54 176H56V178L54 177ZM105 176V177H104ZM122 176V177H121ZM149 176V177H148ZM228 176H229V178L232 180V182H231V180L230 179H228ZM256 176V175H255ZM51 177H50V179H51ZM116 177H117V179H116ZM137 178V179H135V178ZM178 177V178H177ZM193 177L195 178V176L193 175ZM232 177V178H231ZM249 178V179H252V178ZM63 178V179H62ZM70 178V179H71ZM105 178V179H104ZM119 178V179H118ZM177 178V179H176ZM193 178V179H194ZM224 178H226V179H224ZM237 179V183H236V181L234 180V179ZM70 179H69V181H70ZM73 179V178H72ZM192 179V180H193ZM255 179V178H254ZM65 180V181H64ZM113 180V181H112ZM119 180V181H118ZM225 180V181H224ZM230 180V181H229ZM59 184H57L56 182ZM63 181V182H62ZM122 181V182H121ZM148 181V182H147ZM159 181V182H158ZM235 181V182H234ZM256 181V180H255ZM53 182V183H52ZM54 182L56 183V184H54ZM68 182V183H67ZM156 182H157V184H158V186H157V184H156ZM193 183V186H194V184L196 183L195 182V179H194V181H192ZM208 182V181H207ZM206 182V184L204 185V190L206 189L207 190V187L208 186H206L208 183ZM222 182H223V184H222ZM230 182H231V184H230ZM69 184V187L67 186V184ZM121 183V184H120ZM125 183V184H124ZM152 183V184H151ZM174 183H175V185H174ZM176 183H178V184H176ZM126 185V186H124V185ZM150 184H151V186H150ZM157 186H155V185ZM225 184V185H224ZM234 184V185H233ZM238 184H239V188H238ZM57 185V186H56ZM64 185V186H63ZM97 185V186H96ZM115 185V186H114ZM133 185V186H132ZM152 185H154V186H152ZM196 185V184H195ZM229 185V186H228ZM232 187H231V186ZM62 186V188L60 189V187ZM66 186H67V188H66ZM119 186V187H118ZM150 186V187H149ZM225 186V187H224ZM116 187V188H115ZM129 189H131V187H132V190H129ZM134 187H136V188H134ZM206 187V188H205ZM241 187V188H240ZM193 188H195V186L193 187ZM192 188V192H193V190H196V188L195 189H193ZM209 188V187H208ZM234 188V189H233ZM238 188V189H237ZM243 188V189H242ZM118 189V190H117ZM148 189H149V191H148ZM176 189V190H175ZM225 189V190H224ZM231 189L233 190V191H231ZM237 189V190H236ZM246 190V193H245V190ZM26 190H28V192H26ZM29 190H30V193L31 192H33V189H32V187L29 185V187L27 188V189H21L20 191L22 192V193H24L22 196H19V195H17V198L19 197V199L21 200V198L20 197H22V199H25V198H27V196L29 195H31L30 193H29ZM66 191V192H62V191ZM126 190H129V191H126ZM133 190H134V192H133ZM204 190H203V195L202 196H204ZM205 190V191H206ZM24 191V192H23ZM49 191V192H50ZM56 191V192H57ZM114 191V192H113ZM119 191H120V193H119ZM158 191H160V190H158ZM208 191V190H207ZM231 191V192H230ZM21 192H19V193H21ZM122 192H123V194H122ZM133 192V194H131ZM174 192H173V194H174ZM176 192H175V194H176ZM227 192H228V194H227ZM27 193V194H26ZM58 193V194H59ZM105 193V194H104ZM194 194V198L195 197H197V196H195V193L196 192H193ZM207 193V192H206ZM206 193H205V195H206ZM232 193V194H231ZM244 193V194H243ZM46 194V193H45ZM75 194V195H74ZM77 194V195H76ZM100 194V195H99ZM117 194V195H116ZM236 194V195H235ZM245 194H247L246 195V197L247 196H249V197H247V198H245ZM92 195H94V196H92ZM135 195V196H134ZM234 196V197H232V196ZM241 195V196H240ZM243 195H244V198H243ZM45 196V197H46ZM77 196H79L78 198H77ZM114 198H113V197ZM116 196V197H115ZM117 196H119V197H117ZM201 196V197H202ZM236 196H237V199H236ZM238 196H240V197H238ZM73 197V198H72ZM76 197V198H75ZM147 198V200H144V199H146ZM222 197V198H221ZM57 198V197H56ZM81 198V199H80ZM110 198H112V199H110ZM115 198H117L116 200H115ZM119 198V199H118ZM126 198H127V200H126ZM198 198H200L199 196H198ZM224 198V199H223ZM242 198V199H241ZM253 198V197H252ZM261 198H263V199H261ZM52 199V200H51ZM72 199V200H71ZM77 199V201H75ZM113 199L116 201H113ZM121 199V200H120ZM124 200V202H123V200ZM236 199V200H235ZM245 199V201H243L242 202V200H244ZM249 199V200H248ZM46 200V199H45ZM83 200V201H82ZM137 200V201H136ZM144 200V201H143ZM195 200H196V198H195ZM198 200H199V202H201L202 203V201H200V199H197L196 200V204H197V206H196V204H195V208L193 209V211H191L192 213H191V215H190V213H189V215L191 216H189V220H187V224L189 225L188 227H190V228H188V231L189 230H191V231H189L191 234H193L194 233V229H195V226H196V224H197V212L199 213L200 212V210H199V207L201 208V203H200V206H198L199 205V202H198ZM201 200H202V198H201ZM46 201H48V200H46ZM63 202V204L61 203V202ZM73 201V202H72ZM130 201V202H129ZM147 201V202H146ZM239 201H240V203H239ZM263 201V202H262ZM67 202H69L68 204H66ZM72 202V203H71ZM84 202V204H82ZM88 202V204L86 205L85 203H87ZM112 202V203H111ZM131 202H132V204H131ZM146 202V203H145ZM232 202V203H231ZM243 204H242V203ZM245 202H246V204H245ZM44 203H46V204H44ZM65 203V204H64ZM99 203V204H98ZM130 203V204H129ZM144 203V204H143ZM225 203H227V204H225ZM235 203H236V205H235ZM248 203H249V205H248ZM116 204V205H115ZM233 204H234V206H233ZM237 204H238V206H237ZM242 204V205H241ZM254 204H255V206H254ZM47 205V206H49V208H47V206L45 207V206ZM53 205V204H52ZM63 205H65V206H63ZM69 205H71L70 207H69ZM107 205H109V206H107ZM110 205H112V206H110ZM123 205H121V206H123ZM246 205H247V207H246ZM56 206V207H55ZM67 206V207H66ZM80 206V207H79ZM145 206V207H144ZM227 206H228V208H227ZM232 206V207H231ZM241 206V207H240ZM55 207V208H54ZM57 207H59V210H58V208ZM62 207V208H61ZM65 207V208H64ZM111 207V208H110ZM138 207V208H137ZM140 207H141V210H140ZM236 207V208H235ZM240 207V208H239ZM243 207V208H242ZM260 207V208H259ZM69 208H71V209H69ZM107 208H109V209H107ZM117 208V209H116ZM131 208V209H130ZM239 208V209H238ZM248 208V209H247ZM258 208V209H257ZM47 209L49 210V211H47ZM67 209H68V212H67ZM75 209V210H74ZM104 209H105V211H107L106 213L104 212ZM107 209V210H106ZM111 209V211H109ZM113 209V210H112ZM115 209V210H114ZM171 209L173 210L172 212H171ZM196 209H198V210H196ZM202 209V208H201ZM237 209V210H236ZM247 209V210H246ZM255 209V210H254ZM36 210V209H35ZM61 210V211H60ZM62 210L64 211V212H62ZM195 210V211H194ZM222 210V211H223ZM249 210V211H248ZM252 212H251V211ZM54 211L56 212V213H54ZM66 211V212H65ZM79 211V212H78ZM100 211V212H99ZM133 213V215H132V213ZM136 211H137V213H138V211H139V213H138V215H137V213H136ZM141 211V212H140ZM235 211V212H234ZM260 211V212H259ZM262 211V212H261ZM46 214H45V213ZM49 212V213H48ZM51 212H53V213H51ZM59 212V213H58ZM128 212H129V214H128ZM157 212V211H156ZM155 212V213H156ZM230 212V213H229ZM237 212V213H236ZM241 212V213H240ZM249 212V213H248ZM38 213V214H37ZM44 213V214H43ZM62 213V214H61ZM65 213H68L69 215L70 214H72V219H73V221L71 220V223H72V225L70 226V228L68 229V232L63 236H60L59 237V241H57V244L59 245H57V249L53 252V250L50 248V246H49V241H48V239H50L49 237H48V235H49V233L51 234H53V235H55L54 233H57V232H59V231H57V230H60V228L62 227V223H64V218H65V216H68V214H65ZM143 213V214H142ZM245 213H247V215L245 214ZM256 213V216H254V214ZM41 214H43V215H41ZM49 214V215H48ZM106 214V215H105ZM145 214V215H144ZM163 215V216H160V215ZM165 214V215H164ZM244 214V215H243ZM248 214H252L250 217H252V218H250L249 216H248ZM45 215H47V217H45ZM53 215H56L55 217L53 216ZM75 217H74V216ZM106 216V220L107 221H105V216ZM110 215V216H109ZM126 215H129V216H126ZM193 215V216H192ZM195 215V216H194ZM225 215V216H224ZM228 217H227V216ZM233 215V216H232ZM261 215V216H260ZM43 216V220L42 219H40L39 217H42ZM51 216H53L52 217V220L53 221H51ZM57 216L59 217V218H57ZM138 216V217H137ZM170 216H172V217H170ZM223 216H224V219H223ZM248 216V217H247ZM63 219H62V218ZM102 217V218H101ZM123 217H124V220H123ZM135 217H137L136 219H135ZM157 217V218H156ZM162 217H163V221H162ZM245 217V218H244ZM246 217H247V219L249 218V221L248 220H246ZM46 220H45V219ZM55 218H56V220H57V223L55 222L56 220H55ZM78 218V219H77ZM100 218V219H99ZM134 218V219H133ZM144 218V219H143ZM168 218V219H167ZM232 220H231V219ZM41 221H40V220ZM104 219V220H103ZM111 219V220H110ZM126 219V220H125ZM158 219V220H159ZM221 219V220H220ZM225 219H227L226 221H229V223L228 222H226L225 221ZM251 219V220H250ZM255 219V220H254ZM257 219V220H256ZM32 220H35V219H32ZM31 220V221H32ZM62 220V221H61ZM100 220V221H99ZM136 220V221H135ZM170 222H169V221ZM244 220H246V221H248L249 223H247V222H245ZM254 220V221H253ZM259 220V221H258ZM44 221H45V223H44ZM59 221V222H58ZM167 221V222H166ZM190 221V222H189ZM252 223H251V222ZM256 221V222H255ZM258 221V222H257ZM262 223H261V222ZM54 222V223H53ZM106 222V223H105ZM109 222V223H108ZM220 222V223H219ZM227 223L226 225H225V223ZM240 222H242V224H248L249 226H245V224L244 225H241L240 224ZM244 222V223H243ZM254 222V223H253ZM262 224H260V223ZM36 223H37V225H36ZM43 223V224H42ZM61 223V224H60ZM74 223V224H73ZM239 223V224H238ZM56 224V225H55ZM57 224H58V226H57ZM77 224V225H76ZM103 224V225H102ZM107 224V225H106ZM131 224V225H130ZM132 224H136L135 225V228H134V225H132ZM168 224H169V226H168ZM178 225H176V226H174L175 227V229H174V227L172 228V230H171V232L172 233H170V234H173V235H171V237H172V239H171V244H170V247L168 248V254L166 255V258H165V260H164V262H163V264H174V263H176L177 262V260H178V255H176L175 253H177L178 254V250L180 249V247L182 246V238H180L181 236H182V233H180V232H182V230H181V227H180V222H178L177 223ZM223 224H224V226H223ZM235 224H236V226L238 227L239 225L241 226V228H240V226H239V229L237 228V230H240V231H237L236 230V226H235ZM252 224V225H251ZM257 224H259V226L257 225ZM16 225V226H15ZM19 225V226H18ZM22 225V226H21ZM46 225H47V227H46ZM55 225V226H54ZM130 225V226H129ZM1 226V225H0ZM42 227V228H40V227ZM45 226V227H44ZM50 226V227H49ZM158 226H161L162 228H160L159 229V227ZM220 226V227H219ZM228 226V227H227ZM235 227V229L234 228H232V227ZM244 226V227H243ZM255 228H253V227ZM261 226H263V227H261ZM52 227V229H50ZM59 229H58V228ZM130 227V228H129ZM155 227H158L157 229L155 228ZM167 227V228H166ZM222 227V228H221ZM226 227V230L224 229ZM230 227H231V229H230ZM242 227H243V229H242ZM257 227H258V229H257ZM27 229V231H26V229ZM38 230H37V229ZM57 228V229H56ZM104 228V227H103ZM129 228V229H128ZM132 228H133V230H132ZM142 228V229H141ZM180 228V229H179ZM217 228V229H216ZM220 228V229H219ZM34 229H35V231H34ZM46 229H48V230H46ZM50 229V230H49ZM137 229V230H136ZM166 231H165V230ZM211 229H213V230H211ZM221 229H223L224 230V232H223V230H221ZM228 229H229V232H228ZM251 229H252V231H251ZM10 230H11V232H10ZM18 230V231H17ZM56 230V231H55ZM158 230V231H157ZM216 230V231H215ZM218 230V231H217ZM231 230H233V231H231ZM237 231V233H236V231ZM244 232H243V231ZM259 230V231H258ZM261 230V231H260ZM23 231V233L21 234V232ZM44 231H46V233L45 234H43L44 233ZM48 231V232H47ZM70 231V232H69ZM226 231V232H225ZM247 231H249L250 233L252 232V234H250L249 232H247ZM127 232H129V233H127ZM138 232V233H137ZM164 232V233H163ZM216 232H218V236H217V234H215ZM241 233V235H239L238 233ZM24 233H25V235H24ZM40 233H41V235H40ZM163 233V234H162ZM222 233H225V234H222ZM232 233V234H231ZM242 233H244L245 235H243ZM247 233V234H246ZM11 234V235H10ZM26 234H28V235H26ZM30 234V235H29ZM50 235V236H53V235ZM134 234V235H133ZM210 234V235H209ZM212 234V235H211ZM221 234V235H220ZM238 234V235H237ZM249 234V235H248ZM24 235V236H23ZM31 235H34L35 237H37V238H33V236H31ZM45 235V236H44ZM58 235V234H57ZM180 235V236H179ZM220 235V236H219ZM223 235V238H226V237H230L231 239L229 240V238L227 239L226 238V242L224 243V241H221V240H224L223 238H221V240L219 239L221 236ZM245 236V237H243L242 236V238L240 239L239 238V240H238V238H237V236ZM25 236H26V238H25ZM29 236H31V237H29ZM225 236V237H224ZM233 236V237H232ZM260 236V237H259ZM6 237V238H5ZM17 237H20V239L19 238H17ZM137 237V238H136ZM156 237V238H155ZM235 237V238H234ZM246 237H247V240H246ZM21 238H24V239H26V240H21ZM48 238V239H47ZM179 238V239H178ZM220 240H218V239ZM234 238V239H233ZM236 238H237V240H236ZM245 238V239H244ZM18 239L20 240V245L18 244L19 242H17L18 241ZM35 241H34V240ZM37 239H39V240H37ZM40 239H42V241L43 242H41V240ZM72 239V240H71ZM125 239V238H124ZM158 239V240H157ZM216 239V240H215ZM244 239V240H243ZM17 240V241H16ZM37 240V241H36ZM128 240V238L126 239V241ZM140 240V241H139ZM154 240H156L157 242H154ZM160 240V241H159ZM181 240V244H179V241ZM230 242L231 240V245H230V247H229V242ZM234 240H235V243L238 241V243H236V245H234L235 243H234ZM22 241V242H21ZM28 241V242H27ZM33 241V242H32ZM38 241H40V242H38ZM134 241H133V243H134ZM178 241V242H177ZM219 241V242H218ZM241 241H242V243H241ZM260 241V242H259ZM12 242V243H11ZM13 242H15L14 243V245H13ZM26 242V243H25ZM29 242H31L30 244H29ZM37 242H38V244H37ZM139 242V243H138ZM214 242H216V244L214 243ZM218 242V243H217ZM262 242H263V244H264V238L262 239ZM45 243V244H44ZM158 245H157V244ZM207 243V244H206ZM211 243V244H210ZM239 243H241V244H239ZM260 243V244H259ZM25 244V245H24ZM27 244L29 245V246H27ZM31 244H33V246L31 245ZM40 244V245H39ZM177 244H179V245H177ZM248 244V243H247ZM5 245H6V247L7 248H4L5 247ZM11 245V247H9ZM38 245V246H37ZM44 245V246H43ZM154 245H155V247H154ZM205 245V246H204ZM207 245V246H206ZM15 246H16V248H15ZM24 246H25V248H24ZM31 246V247H30ZM36 246V247H35ZM152 246V247H151ZM236 246V247H235ZM243 247V248H241L240 249V247ZM261 246V248L263 249L264 248V246L263 245H260ZM29 247V248H28ZM39 247V248H38ZM43 247H44V249H43ZM121 247V248H120ZM120 247H118V248H120V249H115V251L117 252H115L116 254L115 255H113V256H115L114 258H113V260H115L116 262H117V260L118 259H120V258H122V256L121 255H125L124 254V247H125V242L123 243V245L122 246H120ZM207 247V248H206ZM212 247V248H211ZM12 248H13V251H12ZM14 248H15V250H14ZM28 248V249H27ZM31 248V249H30ZM41 248V249H40ZM60 248V249H59ZM94 248V249H93ZM150 248V249H149ZM199 248V249H198ZM7 249V250H6ZM26 249V250H25ZM47 249V250H46ZM146 249V250H145ZM153 249V250H152ZM173 249V250H172ZM211 249V250H210ZM239 249V250H238ZM261 249V250H262ZM10 250V251H9ZM23 250V251H22ZM34 250V251H33ZM94 250H95V253H94ZM101 250V251H100ZM105 250V251H104ZM133 250H134V248H133ZM140 251V252H138L140 255H141V253H142V255L141 256H139L138 255V253L136 252V251ZM212 250H213V252H212ZM227 250L225 251V252H223L222 253V255H220L221 257H220V261H221V258H222V256H223V260H224V258H225V253H227ZM27 251H28V253H27ZM31 251V252H30ZM42 251V252H41ZM96 251H98V252H96ZM141 251H143V252H141ZM229 252H230V250H228ZM264 251V250H263ZM8 252V253H7ZM11 252V253H10ZM13 252V253H12ZM44 252H47V254L46 253H44ZM101 252V253H100ZM121 252H122V254H121ZM148 252V253H147ZM230 252V253H231ZM31 253V254H30ZM119 253V254H118ZM145 253V254H144ZM153 253V254H152ZM210 253H213V254H210ZM254 254H255V252H253ZM252 253V254H253ZM6 254H8V255H6ZM10 254V255H9ZM25 254H27V255H25ZM51 254V255H50ZM102 254V255H101ZM206 254V255H205ZM44 255V256H43ZM208 255V256H207ZM211 257H210V256ZM31 256V257H30ZM120 256V257H119ZM148 256V257H147ZM199 256V257H198ZM14 256H12L11 258H13ZM49 257V258H48ZM50 257H51V259H50ZM98 257V258H97ZM141 257V258H140ZM237 257H239V258H237ZM26 258V259H25ZM42 258V259H41ZM100 258V259H99ZM151 258V259H150ZM170 258V259H169ZM204 258V259H203ZM257 258V259H256ZM261 258H263V257H261ZM44 259V260H43ZM99 259V260H98ZM142 259V260H141ZM204 261H203V260ZM240 260V261H236V260ZM250 259V260H249ZM1 260H0V263H1ZM49 260V261H48ZM112 260V261H113ZM232 260V261H233ZM252 260V261H251ZM261 260V261H260ZM119 261V260H118ZM133 261V262H132ZM136 261V262H135ZM150 261V262H149ZM194 261V262H193ZM201 261V262H200ZM246 261V262H245ZM5 262V263H6ZM114 262V261H113ZM138 262V263H137ZM258 262H261V263H263L264 264V261L262 260V259H259V261ZM257 262V264H260V263H258ZM103 263V262H102ZM249 263V264H250ZM103 264H105V263H103ZM232 264H234V262L232 263Z\"/></svg>",
	"mask_w": 264,
	"mask_h": 264
}]
</instances>
